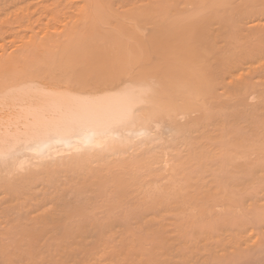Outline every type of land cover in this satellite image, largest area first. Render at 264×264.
I'll return each mask as SVG.
<instances>
[{"label":"rangeland","instance_id":"374dc122","mask_svg":"<svg viewBox=\"0 0 264 264\" xmlns=\"http://www.w3.org/2000/svg\"><path fill=\"white\" fill-rule=\"evenodd\" d=\"M85 0H0V59H3V57L5 58L6 56H11V54H17V52L18 53H20V50H24V49H26L27 47H29L30 45L29 44H31V43H33V44H35L36 43V45L37 44H39V43H41V42H47V40L49 39L50 41L51 40H53V38H54V40L55 39H61V38H63L62 37V35H65V33L68 31H70V30H66V29H68V27L70 26V28L71 27H76V30H77V28H80L81 30H88L89 29V27L92 29L91 31H93V29H94V31L96 30V33L95 32H93V34H91V36L93 35V38H91L90 36H88V35H84V36H86L85 38H86V41H84V42H82V43H79V46H80V44H81V47L80 48H77V50L75 51V53L73 54V56L72 57H70L69 59H67V62H66V64H64L65 66H63L60 62H59V64L60 65H62L63 66V68L61 67H56V66H53V67H55L54 69H52L51 70V72H52V74L51 73H48V72H46L45 71V73L43 74V75H41V76H43V77H48V76H52V77H54L55 78V76L56 75H58L59 73L58 72H60L61 71V73H63V72H65V73H63V74H59L60 76H61V78H63L62 77V75H64L65 74V78L66 79H71V83H76L79 79H80V81H82L83 83H85L84 84V86H89V85H91V86H93V84H95V85H98L97 83L98 82H100V81H102V79H107V78H109V80H107V81H112V80H115L117 77H118V74H119V77H120V73H122V74H124L123 76H126V79H128V81H132V79H130V78H132L133 76H137V78H138V82H136V83H139V82H142L141 83V85L143 86V82H145L144 80H141L140 78H141V76H144V77H146L147 79H146V84L149 82H151L152 81V83L153 82H155V81H157L156 83H158V80H156V78H160L159 77V75H158V73H155V71H154V69L153 70H150V68L148 69V70H146L147 68H145V70L144 71H146V72H136V71H134V70H130V71H128L129 69H130V67H129V65L130 64H132L133 62H131V63H129L130 61H133L134 60V63L136 62V61H141V63H149L148 64V67H150L151 66V64L154 62V63H157L158 61H157V59H156V56H154L153 57V54H154V52H155V50H152L153 49V47H151V44H152V41L153 40H150L151 41V43H150V41H149V38L151 37L152 38V36H153V38L155 37V36H157L158 34H157V32L158 31H160V30H158V31H153L152 32V28L154 27V26H156V28H157V25L156 24H158V27L159 26H164V25H166V24H168V23H170V22H174L173 20H176L177 21V17H179V19H178V21L180 20L181 21V19H183L182 17H184L185 15H186V13L188 14V12H189V9L190 8H192L194 5L192 4V2L193 3H197L198 5H195L194 7L196 8L197 6H202V5H204L205 4V2H207V0H205V2H202V1H204V0H171V1H169V0H165V2H164V0L162 1V0H98V2H97V0H89L90 1V3L88 2V0L87 1H85ZM92 1V2H91ZM94 1V2H93ZM102 1V3H100ZM173 1H176L175 3L173 2ZM192 1V2H191ZM195 1V2H194ZM241 1H243L242 3H241ZM229 0V2H231V3H228V6H226L228 9H232V7L235 9L236 8V6H237V8H238V11H239V9L241 10H243V11H245L247 14H248V11H249V13L251 14H254V16L253 17H258V15L260 16L259 18H262L261 17V15L264 17V15H263V13H262V11L264 12V0ZM246 1V2H245ZM256 1V2H255ZM258 1H260V2H258ZM91 5V6H89L88 5V3ZM191 2V3H190ZM200 2V3H199ZM263 2V3H262ZM87 3V4H86ZM97 3V4H96ZM107 3H108V6H107ZM161 3V4H160ZM166 3H168V5H169V8H167L166 9V7H168V5L166 4ZM182 3V4H181ZM241 3V4H240ZM243 3H244V5H243ZM248 3V4H247ZM258 3V4H257ZM260 3V4H259ZM83 4H85L84 6H83ZM95 4V5H94ZM100 4V5H99ZM103 4V5H102ZM164 4H166L167 6L165 7V5ZM191 4V5H190ZM200 4V5H199ZM230 4H234L233 6L232 5H230ZM255 4V5H254ZM257 4V5H256ZM89 7H88V6ZM160 7H159V6ZM165 7V9H164V7ZM173 5V6H172ZM176 5V6H175ZM179 5V6H178ZM193 5V6H192ZM226 5H227V2H226ZM241 5V6H240ZM246 5V6H245ZM248 5H249V7H248ZM86 6V7H85ZM99 6V7H98ZM100 6L102 7V8H100ZM103 6H106V7H104V9H103ZM175 6V8H173ZM189 6V7H188ZM205 6H206V4H205ZM232 6V7H231ZM84 7V8H83ZM93 7V8H92ZM153 7H154V9H153ZM156 7H159V8H161V10L160 9H156ZM162 7H163V9H162ZM171 7V8H170ZM179 7H180V9H179ZM186 7H188V8H186ZM242 7H244V9L242 8ZM247 7V8H246ZM98 8H100L99 10H98ZM120 10H119V9ZM237 8L235 9L236 11H237ZM84 9H85V11H86V9H87V11L85 12L84 11ZM107 9V10H106ZM115 9V10H114ZM151 9V10H150ZM156 9V10H155ZM172 9V10H171ZM81 10H82V12H81ZM97 10V11H96ZM101 10V11H100ZM102 10H103V12H102ZM105 10V11H104ZM165 10H168L167 12H165ZM176 10V11H175ZM234 10V11H235ZM251 10V11H250ZM254 10V11H253ZM90 11V12H89ZM117 11V12H116ZM125 11V12H124ZM134 11V12H133ZM174 11V12H173ZM188 11V12H187ZM237 11V12H238ZM242 11V13L244 14V12ZM83 12H85L86 14H87V16L85 15V13H83ZM91 12L93 13L92 15H91ZM108 14H106V13ZM115 12V13H114ZM133 12V13H132ZM143 12V13H142ZM182 12V13H181ZM185 12V13H184ZM257 12H258V15H257ZM259 12L260 13H262L261 15L259 14ZM115 14V16H117V18L115 17V16H113V14ZM117 13H119V15L117 14ZM140 13V14H139ZM165 13V14H164ZM173 13V14H172ZM181 13V14H180ZM241 13V12H240ZM99 14H101V15H99ZM103 14V15H102ZM145 15V17H144V15ZM160 14V15H159ZM242 14V16L243 17H245L244 15ZM83 15H85L86 16V18H80V17H83ZM89 15H91V16H89ZM94 15V16H93ZM138 15V16H137ZM146 15L147 16H149V17H146ZM184 15V16H183ZM227 15V14H226ZM226 15H223L224 17H222V19H224V18H227L228 16H226ZM123 16H125V18L123 17ZM127 16H128V18H130V17H132L131 19H133V21L131 20V19H127ZM153 16V17H152ZM160 16V17H159ZM242 16H240V14H238L237 13V15L235 16V18H237V20H241L240 18H242ZM89 17L91 18V19H89ZM92 17L94 18V19H92ZM104 17V18H103ZM114 17V18H113ZM159 17V18H158ZM175 17V18H174ZM212 17V16H211ZM216 17H218V16H216ZM215 17V15H213V17L212 18H209V19H211L212 20V22H213V24H212V26L214 25V27L216 28V30H217V28L219 27V26H217V24L219 25V23L220 22H218L217 24H215L216 22H214L215 21V19H213V18H216ZM220 18H221V16H219ZM218 17V18H219ZM233 17L234 16H232L231 18L233 19ZM98 18H100V19H98ZM119 18V19H118ZM124 18V19H123ZM138 18H140V19H138ZM144 18V19H143ZM147 18V19H146ZM153 18V19H152ZM169 18H172V19H169ZM218 18H216V19H218ZM79 19V21H77ZM82 19H83V21H82ZM87 19H89V21H87ZM116 19V20H115ZM142 19V21H140ZM148 19H150L149 21H148ZM168 19H169V21H168ZM264 19V18H263ZM76 20V21H75ZM104 20V21H103ZM117 20H120L121 22L119 23V21H117ZM126 20L128 21V23L126 22ZM138 22H137V21ZM146 20V21H145ZM154 20V21H153ZM155 20H156V22H158L159 20V22L158 23H156L155 22ZM158 20V21H157ZM161 20H162V22H161ZM211 20H209L210 21V24L212 23L211 22ZM231 19H229V22H232L233 21V23H235L234 22V19L233 20H231ZM236 20V21H237ZM242 20H243V18H242ZM241 20V21H242ZM75 21V22H74ZM86 21H87V23H86ZM97 21V22H96ZM126 22V23H124V24H127V25H129V22L131 21V23L133 22V24H134V26L136 27V26H139V29H141V31H140V33L138 32V31H136V32H138V34L140 35V36H138V34L137 33H135V31H133L132 33L129 31L128 33L126 32L125 33V29H127V25H124L123 24V22ZM146 22V24H145V22ZM167 21V22H166ZM175 21V22H176ZM178 21H177V23H178ZM179 21V22H180ZM208 21V22H209ZM245 21V20H244ZM77 22H79L80 24H78ZM81 22H83V23H81ZM88 22L90 23V24H88ZM100 22V23H99ZM116 22V23H115ZM141 22V23H140ZM153 22H155V24L152 23ZM163 22H164V24H163ZM166 22V23H165ZM260 22H262V24H264V20L263 21H260ZM105 23V24H104ZM110 23V24H109ZM143 23H144V25L145 26H143ZM150 23V24H149ZM233 23L231 24V25H233ZM78 24V25H77ZM86 24V25H85ZM93 24V25H92ZM102 24V25H101ZM107 24V25H106ZM113 24V25H112ZM120 24V25H119ZM121 24H123L124 26V29L123 28H120L119 30H117L116 31V29H118V26H122ZM137 24V25H136ZM141 24V25H140ZM149 24V25H148ZM237 24H238V22H237ZM241 24H242V22H241ZM74 25V26H73ZM76 25V26H75ZM104 25H105V27H104ZM116 26V28H115V26ZM131 25V24H130ZM217 27H216V26ZM84 28H83V27ZM89 26V27H88ZM92 26H93V28H92ZM112 26V27H111ZM208 27H209V29H211V25L209 26V23H208V25H207ZM246 26V25H245ZM85 27H87V28H85ZM113 27H114V29H113ZM126 27V28H125ZM129 27V26H128ZM141 27V28H140ZM144 27V28H143ZM151 27V28H150ZM207 27V28H208ZM236 27H237V25H236ZM69 28V29H70ZM83 28V29H82ZM138 28V27H137ZM150 28V29H149ZM155 28V27H154ZM215 28H212V29H215ZM245 28V27H244ZM243 28V26H241V27H238V29H244ZM109 29V30H108ZM112 29V30H111ZM138 29V30H139ZM208 29V31H209V35H210V37H211V32L210 31H212V33H214L213 31H215V30H209ZM234 29H236L235 28V26H234ZM66 30V31H65ZM100 30V31H99ZM104 30H106V31H104ZM120 30H123V32L122 31H120ZM125 30V31H124ZM241 30V31H242ZM246 30V29H245ZM245 30H243V31H245ZM250 29H248V31H249ZM63 31H65V33L63 32ZM80 31V30H79ZM102 31V32H101ZM111 31V32H110ZM117 33H116V32ZM205 31V30H204ZM248 31L246 30L245 32H246V34H250V33H252V30H251V32L250 33H248ZM255 31V30H254ZM78 32V31H77ZM83 32V31H82ZM87 32V31H86ZM85 32V33H86ZM105 32V33H104ZM118 32H120V33H118ZM143 32V33H142ZM150 32V33H149ZM156 32V33H155ZM245 32H243V34L245 33ZM257 32V31H256ZM256 32H254L255 34H256V36L259 34V35H261L264 31H262L261 33H260V31H259V33L257 34ZM62 33H64V34H62ZM89 33H90V31H89ZM89 33H87V34H89ZM92 33V32H91ZM124 33L126 34L125 36H124ZM147 33V34H146ZM154 33V34H153ZM159 33V32H158ZM205 33H207V31L205 32ZM217 33V32H216ZM216 33H214V34H216ZM254 33H252V34H254ZM84 34V33H83ZM102 34V35H101ZM108 34V35H107ZM120 35V37L118 36V35ZM132 34V35H131ZM133 34L135 35V36H138V38L140 39V41L142 40L143 41V45H142V41L140 42V43H138V42H135V40L137 39V37H135V38H133L134 36H133ZM204 34V32L202 33V35ZM242 34V33H241ZM82 35V34H81ZM128 35V36H127ZM129 35H130V37H129ZM142 35V36H141ZM213 35V34H212ZM258 35V36H259ZM67 36V35H66ZM65 36V37H66ZM107 36V37H106ZM145 36V37H144ZM203 36H205V35H203ZM207 37H208V33H207V35H206ZM215 36L216 35H213L212 37H213V40H214V38H215ZM222 36H223V34H222ZM245 36V35H244ZM249 37L251 36V35H248ZM253 36V35H252ZM251 36V37H252ZM78 37H79V35H78ZM119 37V38H118ZM127 37V38H126ZM128 37H129V40H131V38H132V40H131V43H129L127 46H125L126 45V43H127V41H129L128 40ZM142 37V38H141ZM210 37H208L209 38V41L211 42V38ZM217 37H219V40H218V38ZM216 38H217V40H218V43L217 44H222V47L223 48H225L224 46H226V48L228 49H221V48H219V50H222V51H220L221 53L223 52L224 53V51H225V54H229V50H231L232 48H233V50H234V47H233V45L231 46V48L229 47L230 46V44L228 43V42H226V41H224L223 39L221 40V36L219 35V36H217ZM224 37V36H223ZM250 37V41H252V40H254V38H255V35H254V38L252 37L251 38ZM96 38H97V40H96ZM122 38H123V40H122ZM146 38H147V40H146ZM216 38H215V42L217 41L216 40ZM263 38V37H262ZM262 38H259V40H262ZM78 39V38H77ZM63 40H64V38H63ZM79 40H80V38H79ZM82 40H84V38L82 37ZM106 40V41H105ZM145 40V41H144ZM220 40H221V42H220ZM62 41V40H61ZM61 41H59V42H61ZM100 41V42H99ZM103 41H105V42H103ZM112 41H114V42H112ZM123 41V42H122ZM133 41V42H132ZM155 41V40H154ZM223 41L227 44H223ZM243 41V40H242ZM242 41H240V42H238L241 46H238L240 49L239 50H242V52L241 51H239V52H241V54L240 53H238L239 54V57L241 56V58L240 59H242V60H240V62L241 61H244V67H243V69L241 70L240 69V71H238V72H235L236 74H233V75H236L237 76V79L238 80H240V81H238L237 79H235L234 80V78H236V76H234V78L232 79L233 80V82H235L236 80L238 81V86L240 85L241 86V84H242V82L244 81V83H243V85L242 86H246L247 84V82H248V85L246 86L247 87V93H246V91H244V93H243V88L245 87H243V88H241V89H237V90H240V92L239 93H241V94H239V93H237L235 90H236V88H235V85L237 86V84H235V83H230V82H232V80L229 78H225L224 77V79L223 80H221V78H223V77H221L220 78V80H219V78L218 77H215L214 75V77L213 76H211L212 75V71L210 70V71H208V72H206L207 74L206 75H208V76H210V77H213V80H216V81H219L220 82V85H222V87L219 85V86H216V90L218 89V88H220L221 87V89H218V91L216 92L215 90V95H216V97L218 98H215L214 96V93L212 92V94H213V98H210L211 96H209V99L207 98H205V97H203V98H205V100L206 101H204V99L202 100V98H201V100L200 101H202V102H199L198 101V99H197V102H198V104L197 103H194V102H192V100L194 101L195 100V98L193 99L192 97H190L191 99H189V100H187V99H185V98H183V96L181 95V93H183L184 91H183V89L184 88H186V85L184 86L183 85V83L176 77V79H178L181 83H180V87H181V85H183V87L182 88H180V87H178L177 89L181 92H179L180 93V95L182 96V98H183V100H182V98H181V96H179L180 97V99H179V97H177L176 96V98H178L180 101H178L179 103H181V102H183L184 100V102H186V100H187V103H192V105H193V103H194V105L193 106H195L196 104L197 105H199V103H200V105H201V107H200V105H199V107H197V108H200L199 110L196 108H193V106L191 105V104H187L188 106H190V108L189 109H187L188 108V106L186 107V104H185V106L181 103V104H179L177 101L174 103V106H173V102H172V105H170V106H172V107H174L175 108V105H177V103H178V105L180 106H182L183 107V109H184V107H185V110L187 109V110H190V109H192L191 110V112L194 110V111H196V112H186L185 110V112L188 114V115H186V113L184 112V114H185V116H182V115H184V114H176V113H178V110L180 109V108H178V107H176V108H178V110L175 108H173V110L171 109L172 107H169V110H170V112L171 111H176L177 110V112L176 113H174V115H170V113L168 112V116H169V118H168V116H167V118H165L166 119V121H165V119H163V121H164V124H165V127H166V125H169L170 126V124L172 123V122H174V123H172L171 124V127L172 128H176V126L175 127H173V124L174 125H177V123L179 124V122L182 124V123H184V122H188V124L189 125H192V126H189L188 124V127H189V129H188V127H185L186 129H188V131L190 132V133H188V131L186 130H183V132L185 131L186 133L185 134H180L178 131L181 129V131H182V128L184 127L183 126V124H182V127H181V124H179L180 125V129H179V125H177V127H178V131H176V132H178L177 134H178V136H180V137H182V138H184L185 137V135L186 134H188L184 139H182V140H180L179 138V140H176L175 139V136H177V134H172L173 132L171 131V133H168L169 132V129H168V136L166 135L167 133H165L166 132V130H165V132L163 133H161V131H164V129H160L159 131L157 130V132H158V134H157V132L155 131V129L153 128V130H152V133L154 132V134H155V132H156V134L155 135H158L159 136V138L161 137V138H163V135H164V139H165V142L164 143H166L165 145L167 146V147H169V149L166 151V152H171L169 155L170 156H167V157H164L163 156V154L166 156V155H168L167 153L165 154L164 152H165V150L167 149V147L165 148V150H161V148L160 147H163L164 148V146H161V144H159L162 140L160 139V142L158 143V146L160 145V147H159V150L157 151H155L154 150V153H163L162 154V160H161V155H160V153H159V155H156L155 154V156H157V160L159 161V159H160V163L159 162H157V163H155V164H153L152 162L154 161V160H152L151 158H149L150 156H152V155H154V153H151V152H149V157H148V155H147V151L145 152L144 151V149L145 148H148L149 146L151 147V145H147L148 147H145V148H143V149H140V150H143L144 152H142V151H140L138 148H141V146L139 147V145H142V144H137L138 145V148H136V150L134 149V151H137V152H131L130 154H128V155H131L130 157H132L131 159H138V157L140 156L141 158L143 157V158H147V160L148 159H151V161L152 162H150V164L148 163V166H146L147 168L146 169H139V170H141L140 172L138 171V173L139 174H136L137 172H135L136 170H135V167H137V165L138 164H144V161H142L143 163H139L138 161H140L139 159H138V163L136 162L135 164L131 161V159H130V157L128 158V156H123L124 158H122L121 156H122V154H120L119 155V158H120V160H121V162L123 161L124 163L126 162H128L127 164H125L126 166H128V164H131V165H129L130 166V168L135 172V174L132 172V174H134V175H132V174H130L127 178H125V176H126V174L128 175L129 174V172L131 173V171H129V166H128V169H127V167H124L125 165H123V167L124 168H126L125 170H128L126 173L124 172V175L122 176V175H120V177H119V174H122L123 173V171H124V169L123 168H121L122 166H119L123 171H120V169H116V168H118L117 166L119 165V163L118 164H116V162L117 161H119L120 162V160H119V158H114V159H112V160H114V161H112L111 159H108V161L109 160H111L110 161V163L109 162H107V164H106V162L104 163V162H102V163H104L105 165H107L106 166V168H105V166L103 165L102 167H103V169L101 168V167H98V166H100L99 164H93L92 162H90V160H83V161H81L80 159H79V161L78 160H75V161H78V162H80L81 161V164L83 165V163H84V165H85V162H87V164L85 165V170H86V172L88 173V171H87V167H88V169L90 168V169H94L93 168V166L94 167H97L96 168V170L98 169H101V170H106V171H108V168L110 167L109 165L111 164V167H112V165H113V163L114 164H116V165H113L114 167H116L115 169H116V171H114L112 168H110V170L112 169L113 171L112 172H117V170H119V172L120 173H118V176H116L114 173H110V174H107V173H105V171H104V173L106 174H104L103 173V175H102V172L99 170V174L97 175V173L95 174V172H97V171H95V170H93V172H94V174L93 175H95L94 177L92 176V178L91 177H89L90 175H91V173H90V175H88V174H86V172L84 173V174H86V175H88V178H87V176L85 177H83V176H81L82 175V173H83V171L81 170L83 167H82V165H81V168H80V166H79V164H78V167H76L77 169H75V170H77L76 171V173H75V170H73L74 168H75V166H73L72 167V163L71 164H69L68 165V163L70 162V160H69V162H67V164H66V162H65V164H62V166H59V164L61 165V163H62V160H60L61 161V163H59V161L58 162H56L55 161V163H56V168L54 167V165L55 164H53L54 162L52 161V164L53 165H50L51 167H53V168H55V175H53L54 173H52V171H51V173L49 172L51 169H49V163H48V169L49 170H45L44 169V173L43 172H41V170L43 171V169H41L40 168V166L42 165V164H40V163H42V162H34L33 164H32V167L31 166H29V167H27L26 169H28V168H33V169H36V168H34L35 167V165L34 164H36L37 166H39V169H41V170H39V172H41V173H35V171H34V173H33V175H32V169L30 168V169H28V171H27V173L28 172H31L30 173V175L29 174H26L25 176H26V178L23 176L24 174H23V172L26 170V169H23L24 171L22 172V169H17L18 170V173H15V178H14V176H11V175H9V173L10 172H8V173H5V170H6V168H7V171H8V165H10L11 163H9L7 166H3L5 169H3L1 172H0V174H2L3 176H7V178H14V180L16 181H14L15 183H17L18 181H20L21 183H19V184H23L22 186H23V189H22V187L20 188V186L21 185H19L18 186V184L16 185L14 182V184H15V186H18V187H14L13 186V183H12V181H11V184H10V179H9V182L8 181H6V180H8L6 177H5V179H4V177L2 176L0 179H2L3 178V180H5L4 182H2L1 180V183H0V264H7L8 262V264H136V263H138V264H157V262H159V264H264V167H262L261 168V166H262V164H264L263 162V160L260 158L261 156H259V159H261L262 161H260L259 163H261V166H260V164H259V167L260 168H258L257 167V165H256V163H257V161H259V159L257 160V159H255V158H257V157H255L254 158V156L256 155V154H259L260 152H251V150L252 151H258V149H260L261 150V148H258L257 149V146H258V143H264V98L262 99V97H264L263 95V92H264V72H261L262 70V65H261V67L259 68L258 67V65L257 64H255V65H253L254 66V68L256 69L257 68V70H255V69H249V68H247V67H249L250 65L249 64H251V63H249L250 61H251V59L250 60H246L245 58H242V55H243V57H244V54L250 49V47H248V46H251L252 45V43L251 44H249L248 45V43L246 44V43H243V45H242ZM246 41V40H245ZM263 41V40H262ZM94 42H95V44H94ZM97 42V43H96ZM108 42V43H107ZM115 42L117 43L116 45H115ZM122 42V43H121ZM124 42H126V43H124ZM130 42V41H129ZM150 44H149V43ZM208 42V41H207ZM206 43L208 46L207 47H209L210 49H211V46H209L211 43ZM253 42V41H252ZM56 43H58L57 41H56ZM133 43H135V47H134V45H133ZM144 43H145V46L146 45H148V46H144ZM155 43V42H154ZM33 44H31V45H33ZM59 44V46L61 45L60 43H58ZM97 44H99V45H97ZM103 44V45H102ZM109 44V45H108ZM121 44H122V46H121ZM197 44H199L200 45V47H201V43L199 42V43H197ZM212 44H214L213 42H212ZM216 44V43H215ZM220 44V45H221ZM246 45V47H247V51H246V47H245V45ZM92 45V46H91ZM106 45V46H105ZM110 45H111V47H112V49H113V45H115L114 46V48L115 49H110ZM118 45V46H117ZM132 45V46H131ZM139 45V46H138ZM141 45V46H140ZM203 45H205V44H202V46ZM229 45V46H228ZM234 45H236V48H237V45L238 44H235L234 43ZM248 45V46H247ZM253 45H255L254 44V42H253ZM256 45H259L260 47H263L264 45H260V43L258 44L257 42H256ZM34 46V45H33ZM59 46H58V50H59ZM131 46V47H130ZM143 46V47H142ZM213 46V45H212ZM217 45H215V47H216ZM244 46V53H243V47ZM31 47V46H30ZM61 47V46H60ZM87 47V48H86ZM100 47V48H99ZM106 47V48H105ZM120 49H119V48ZM122 47H125L124 49L122 48ZM137 47H141L142 49H138ZM145 47V48H144ZM147 47H149L150 48V50L148 49V51L146 50V48ZM207 47H206V45H205V48L207 49ZM221 47V46H220ZM252 47V46H251ZM258 47V46H257ZM257 47H256V49H257ZM89 48V49H88ZM93 48V49H92ZM102 48H103V50H102ZM106 49V51L104 52V50ZM107 48H109L110 49V51H111V53L112 54H110V51H108V53H106L107 52V50H109V49H107ZM118 48V49H117ZM136 48V49H135ZM144 48V49H143ZM204 48V47H203ZM209 48H208V50H209ZM217 48V47H216ZM249 48V49H248ZM253 48H254V46H253ZM61 49V48H60ZM123 49V50H122ZM128 49V51L127 52H129L128 54H127V52H126V50ZM130 49V50H129ZM132 49V50H131ZM138 49V50H137ZM201 49V48H200ZM213 49V48H212ZM252 49V48H251ZM259 49V48H258ZM262 49V48H261ZM82 50H84L86 53H84V51H82ZM114 50H117V52L115 51V52H113ZM120 50V51H119ZM137 50V51H136ZM214 50V49H213ZM216 50H218V48L216 49ZM232 50V51H233ZM237 50V49H236ZM253 50V49H252ZM254 50H255V48H254ZM253 50V51H254ZM60 51V50H59ZM91 51H92V53H94L93 54V56H92V53H91ZM94 51V52H93ZM103 51V52H102ZM135 51V52H134ZM140 51H141V53H140ZM143 51V52H142ZM145 51V52H144ZM147 51V52H146ZM154 51V52H153ZM258 51V50H257ZM256 51V52H257ZM263 51H264V48H263ZM77 52V53H76ZM79 52V53H78ZM83 52V53H82ZM126 53V55H127V57L129 58V56L132 54V57H136L135 59H136V61H135V59L133 58V59H126L127 57L123 54V53ZM137 52V53H136ZM153 52V53H152ZM157 52H159V50L157 51ZM157 52H156V54H157ZM203 52V51H202ZM206 52V51H205ZM212 52H214V51H212ZM212 52H210V53H212ZM219 51H217V52H214L215 54L216 53H218ZM220 52L218 53V54H216V55H218V56H216L214 53H212V54H214V56H216L217 57V59H215V60H217L218 61V58L220 59V61H218V62H221V60L223 61V63L225 64V63H227L226 62V60L224 61V59L227 57V55H226V57L225 58H222V57H224L225 55L224 54H222L221 55V58L219 57V54H220ZM89 53H90V55H89ZM101 53H102V55H101ZM105 53L107 54V55H105ZM115 53H117V55L115 54ZM133 53H134V55H133ZM144 53V54H143ZM237 53V52H236ZM255 53V52H254ZM259 52H257V53H255V54H253L252 55V57L253 58H258V57H260V56H256L257 54H258ZM96 54H98V56H96ZM109 54H110V56L111 55H113V57L115 58H113V57H111L110 59H107L106 57H108L109 56ZM121 54V55H120ZM123 54V55H122ZM136 54V55H135ZM137 54H139L138 56H137ZM145 54H147V55H145ZM149 54V55H148ZM159 54V53H158ZM157 54V55H158ZM231 55H230V57L232 56L233 57V55H232V53H230ZM235 54V53H234ZM249 54V53H248ZM252 54V53H251ZM262 55V54H264V52L263 53H259L258 55ZM86 55V56H85ZM95 55V56H94ZM99 55H101L102 57H103V55H104V57H103V59L105 60V59H107V62H105L104 60L102 61V57L100 56L99 57ZM115 55H116V57H115ZM118 55H120V56H118ZM129 55V56H128ZM140 55H142L141 57H140ZM155 55V54H154ZM204 55H207V54H204ZM224 55V56H223ZM246 55H247V53H246ZM245 55V56H246ZM14 56V55H13ZM89 56L90 57H93V58H90V59H88L89 58ZM109 56V57H110ZM124 58H122V57ZM147 56H149L150 57V59L147 57ZM229 56V55H228ZM237 56V55H236ZM236 56L234 55V57L233 58H236ZM248 56V55H247ZM83 57V58H82ZM85 57L87 58V59H85ZM108 57V58H109ZM121 57V58H120ZM140 57V58H139ZM146 57V58H145ZM205 57V56H204ZM229 57V58H230ZM249 57H250V55H249ZM263 57V60H264V55H262L259 59H261ZM72 58V59H71ZM77 58V59H76ZM96 60H95V59ZM120 58V59H119ZM148 58V59H147ZM156 60L157 62H155L154 60ZM206 58H209V59H203L204 60V62H206L207 63V61L208 60H210L211 61V58H213V57H208V55L206 56ZM238 58V57H237ZM237 58H236V60H237ZM246 58H248V57H246ZM253 58H252V60H253ZM256 58V59H257ZM43 59V58H42ZM45 59V58H44ZM83 59V60H82ZM98 59V60H97ZM124 61H123V60ZM138 59V60H137ZM256 59H254L253 61H255ZM49 60V59H48ZM87 60V61H86ZM91 60H92V62H91ZM95 60V61H94ZM111 60H114V62H115V60H117V62H115V63H110L111 62ZM118 60H120V61H118ZM207 60V61H206ZM51 61V59L49 60V62ZM63 61V60H62ZM71 62V64L69 63V62ZM98 61V62H97ZM102 63H101V62ZM122 61V62H121ZM143 61V62H142ZM148 61H150V62H148ZM217 61H214V59H213V61H211V63L210 64H212V62H213V67H216V66H220L221 64H222V62L219 64V63H217ZM44 62V61H43ZM49 62H48V65H49ZM84 62V63H83ZM95 62V63H94ZM99 64V62H100V65L101 66H103V65H105L106 63L110 66H108V65H106V69H105V66L102 68L101 66V68H98L99 67V65L97 64V63ZM118 62H120V64L118 63ZM124 62V63H123ZM47 63V62H46ZM69 63V64H68ZM75 63H77V64H75ZM82 63V64H81ZM90 63V64H89ZM92 63V64H91ZM116 63H117V67H115L116 66ZM133 63V64H134ZM215 63H216V65H215ZM228 63H232L231 62V60H228ZM238 63H239V60H238ZM242 63V62H241ZM249 63V64H248ZM30 64H32V62L30 63ZM44 64V63H43ZM52 64V63H51ZM50 64V65H51ZM58 64V63H57ZM56 64V65H57ZM115 64V65H114ZM123 64H124V66H123ZM219 64V65H218ZM67 65H69V67L67 66ZM96 65V66H95ZM118 65H122L121 67L120 66H118ZM150 65V66H149ZM154 65V64H153ZM208 65V64H207ZM228 65L229 64H227V66H225V65H223V66H225V68L224 69H226V67H228ZM231 65V64H230ZM246 65H249V66H246ZM29 66V65H28ZM76 66V67H75ZM98 66V67H97ZM210 66V65H209ZM222 66V65H221ZM50 67V66H49ZM49 67H48V70H49ZM75 67V68H74ZM88 67V68H87ZM92 67V68H91ZM95 67V68H94ZM98 68V71H100V72H97V68ZM108 67V68H107ZM114 67V68H113ZM251 67V66H250ZM27 68H29V69H33V68H31V65L29 66V67H27ZM123 70H122V69ZM124 68H127V69H125V73H123V71H124ZM129 68V69H128ZM258 68H259V70H261V71H258ZM59 69H60V71H59ZM64 71H63V70ZM65 69H66V71H65ZM70 69V70H69ZM74 69V70H73ZM87 69V70H86ZM91 69H94V71H91ZM113 70V71H111V70ZM115 69L117 70V71H119V72H117V74L116 73H114L113 74V72L115 71ZM132 69V68H131ZM144 69V68H143ZM246 69V70H245ZM85 70H86V73H85ZM102 70V71H101ZM105 70V71H104ZM106 70H109V72L107 73L106 72ZM121 70V71H120ZM149 70H150V72L151 71H154V73L156 74V78H154L153 76H152V78L151 77H148V76H151V74L153 73V72H151V74L150 75H147V74H149L150 72H149ZM226 70H228V68L226 69ZM249 70H252L253 72L255 71H257L258 73H253V74H255V75H253V76H255V78H253V79H251V78H249L250 80H248V79H244V80H242V78H244V76L245 75H248L249 74V72H250V74L252 73L251 71H249ZM30 72H32L31 70H29ZM57 71V72H56ZM63 71V72H62ZM87 71H90V72H87ZM111 71V72H110ZM133 71L134 72H136V73H133ZM142 71V70H141ZM235 71H237V70H235ZM242 71H244V73H246L245 75H243L244 73H242L241 75H243L242 77L240 76L239 77V75H238V73L239 72H242ZM264 71V70H263ZM53 72H55V73H53ZM76 72V73H75ZM102 72V74H100ZM116 72V71H115ZM130 72H132V74L130 73ZM157 72V71H156ZM228 72V71H227ZM259 72H261V74H263V75H260V73ZM69 73V74H68ZM72 73V74H71ZM78 73V74H77ZM88 73V74H87ZM92 73V74H91ZM109 73H111L110 75L111 76H108V74ZM130 75H129V74ZM140 73H142V74H140ZM153 73V74H154ZM163 73V72H162ZM230 73V72H229ZM46 74H48V76L46 75ZM50 74V75H49ZM76 74V75H75ZM80 74H82V76L80 75ZM98 74H100L99 76H96V75H98ZM113 74V75H112ZM152 74V75H153ZM159 74L161 75V73H160V71H159ZM240 74V73H239ZM46 75V76H45ZM72 75H73V77H72ZM79 75V76H78ZM116 75V76H115ZM131 75H133V76H131ZM139 75H141L140 76V78H139ZM146 75V76H145ZM224 75H227V74H224ZM252 75V74H251ZM259 77H258V76ZM60 76H57V78L58 77H60ZM77 76V77H76ZM85 76V77H84ZM87 76V77H86ZM89 76V77H88ZM92 76V77H91ZM94 76V77H93ZM100 76H102V77H100ZM106 76H108V77H106ZM128 76L130 77V78H128ZM163 76V75H162ZM170 76V75H169ZM207 76V77H208ZM228 76V75H227ZM249 76V75H248ZM248 76L246 77V78H248ZM261 76V77H260ZM52 77H50V78H52ZM172 77V76H171ZM250 77V76H249ZM263 77V78H262ZM82 78V79H81ZM88 78V79H87ZM135 78V77H134ZM143 78V77H142ZM214 78H218V79H214ZM105 79V80H106ZM144 79V78H143ZM163 79V78H162ZM165 79V78H164ZM227 79V80H226ZM262 79V80H261ZM74 80V81H73ZM135 80H136V78H135ZM141 80V81H140ZM149 80H151V81H149ZM154 80V81H153ZM169 79L167 78V80L166 81H168ZM228 80H229V83H228ZM231 80V81H230ZM90 81L92 82V83H90ZM104 81V80H103ZM165 81V80H164ZM170 81H171V79H170ZM176 81V80H175ZM175 81H173L172 83H174ZM215 81V82H216ZM222 81V82H221ZM242 81V82H241ZM247 81V82H246ZM253 81V82H252ZM89 82V83H88ZM105 82V81H104ZM162 82V81H161ZM184 82V81H183ZM102 83V82H101ZM131 84V82H128V84ZM170 83V82H169ZM168 82H167V84H169ZM178 83V82H177ZM226 83V84H225ZM252 83H256V84H252ZM100 84V83H99ZM145 84V83H144ZM162 84H164V83H162ZM166 84V83H165ZM216 84H217V82H216ZM262 84V85H261ZM94 85V86H95ZM151 85V87H152V85L153 84H150ZM154 85H156L155 83H154ZM159 85H161V84H159ZM174 85V84H173ZM171 86V88L172 87H175V85H179V83L178 84H176V82H175V85L174 86ZM192 85V84H191ZM223 85L224 86H226L227 85V88H232L233 89V87L235 88L233 91L234 92H232V90H230V89H227L226 87H225V89H224V87H223ZM233 86V87H231V86ZM252 85V86H251ZM259 85V86H258ZM144 86H147V85H144ZM157 86V85H156ZM167 86V85H166ZM189 86L190 85H188V87L186 88L187 89V91H190V90H192V88H191V86H190V88L191 89H189ZM215 86V85H214ZM228 86H230V87H228ZM239 86V87H240ZM263 86V87H262ZM147 87H149V88H151L150 86H149V84H148V86ZM159 87H161V88H165V85L163 86V85H161V86H159ZM159 87L157 88V89H159ZM192 87H193V85H192ZM248 87H250V88H248ZM253 87V88H252ZM259 87H260V90H259ZM153 88V87H152ZM155 88V89H156ZM161 88H160V90H161ZM166 88H168V87H166ZM253 90H252V89ZM156 89V90H157ZM176 89V87L174 88V90ZM176 89V90H177ZM189 89V90H188ZM195 89V88H194ZM193 89V91H196V90H194ZM251 89V90H250ZM149 90H151V89H149ZM165 90V89H164ZM173 90V89H172ZM173 90V91H174ZM175 90V91H176ZM182 90V91H181ZM185 90V89H184ZM228 90V91H227ZM246 90V89H245ZM250 90V91H249ZM159 91V90H158ZM162 91V90H161ZM161 91H159V93H161ZM186 91V90H185ZM192 91V92H193ZM249 91V92H248ZM254 91V92H253ZM149 91H147L146 93H148ZM153 91L151 90V92L150 93H152ZM192 92H188V95H191L192 94ZM230 92H232V94L230 93ZM251 92H253V94H251ZM257 94H256V93ZM157 94H158V92H156ZM155 93V94H156ZM164 93H166L165 91H163V93H161V96H163L162 98H164L165 96L163 95ZM178 93V94H179ZM187 93V92H186ZM189 93H191V94H189ZM230 93V94H229ZM239 94V95H237V94ZM247 95H246V94ZM172 94V93H171ZM176 94V93H175ZM174 94V95H175ZM185 94V93H184ZM183 94V95H184ZM196 95H197V93H195ZM194 93H193V95L196 97V95H195ZM211 94V93H210ZM217 94H219V95H221L222 96V98H220L221 96H217ZM223 94H224V96H223ZM243 94V95H242ZM170 94H168V93H166V96H169ZM193 95H191V96H193ZM199 95V94H198ZM226 95V96H225ZM236 95V96H235ZM241 95V96H240ZM159 96H160V94H159ZM159 96H157L158 98H159ZM160 96V97H161ZM170 96H172V95H170ZM186 96H187V94H186ZM201 96V95H200ZM199 96V97H200ZM204 96V95H203ZM248 96H250V98H248ZM149 97V96H148ZM157 97H155V99L157 98ZM185 97V96H184ZM189 97V96H188ZM199 97H196V98H199ZM154 98V97H153ZM167 99H168V97H166ZM165 98V99H166ZM171 98V97H170ZM173 98V97H172ZM214 98L216 99V100H214ZM246 98V99H245ZM150 99V98H149ZM151 99H152V97H151ZM150 99V100H151ZM178 99H176V100H178ZM220 99H223V100H220ZM242 99V100H241ZM159 100V101H158ZM156 99V101H158V102H156V101H154V105L156 104V103H159L160 102V100H161V102L163 103L161 106H167V103H168V101H166V103H165V101L163 100L162 101V99L160 98V99ZM169 100V99H168ZM172 99H170V101H171ZM209 100V101H208ZM214 100V101H213ZM221 102H220V101ZM226 102H225V101ZM175 101V100H174ZM223 101V102H222ZM240 101V102H239ZM260 101V102H259ZM153 102V101H152ZM156 102V103H155ZM195 102H196V100H195ZM209 102V103H208ZM211 102V103H210ZM218 102V103H217ZM164 103H165V105H164ZM213 103V104H212ZM149 104V103H148ZM147 104V105H148ZM153 104H149L150 106L151 105H153ZM169 104V103H168ZM171 104V103H170ZM205 104V105H204ZM208 104V105H207ZM211 104V105H210ZM219 104H221V105H219ZM238 104V105H237ZM158 105H160V104H158ZM196 105V106H197ZM242 105V107H240V106ZM244 105V106H243ZM160 106V107H161ZM165 106V107H166ZM180 106V107H181ZM203 106H207V107H203ZM221 106V107H220ZM246 106V107H245ZM149 107V106H148ZM148 107H147V109H146V107L145 108H142V110L144 111V110H146V111H149L150 110V108H149V110H148ZM157 106H155V108H156ZM182 107H181V110L180 111H182L183 109H182ZM192 107V108H191ZM210 107V108H209ZM219 109H218V108ZM259 107V108H258ZM152 108H154V107H152ZM159 108V107H158ZM203 108L205 109L204 110V112H202L203 111ZM207 108H209V110L207 109ZM217 108V109H216ZM236 110H235V109ZM238 108V109H237ZM242 108H244L243 110L244 111H242ZM255 108V109H254ZM157 109V108H156ZM160 109H162L163 110V112L164 111H166L167 109L166 108H160ZM158 110L159 112L161 111V110ZM166 109V110H165ZM250 109V110H249ZM141 110V115H142V113H144L143 111ZM156 110V111H157ZM169 110H167V111H169ZM213 110V111H212ZM233 110V111H232ZM235 110V111H234ZM254 110V111H253ZM257 110V112H255ZM263 110V111H262ZM145 111V113H147ZM153 111H154V109H153ZM157 111V114H159V112ZM207 111V112H206ZM209 111V112H208ZM259 111H261L260 113H259ZM150 112V111H149ZM201 112H202V115H203V117L201 116ZM222 112V113H221ZM226 112V113H225ZM234 112H236L235 114H234ZM241 113V114H239V113ZM247 112V113H246ZM251 112V113H250ZM254 112H255V115H254ZM144 113V116H145V119H146V114ZM152 113V112H151ZM150 113V114H151ZM160 113H162V111L160 112ZM167 112H165V114H166ZM195 113V114H194ZM199 113H200V115H199ZM213 113V114H212ZM218 113V114H217ZM221 113V114H220ZM253 113V114H252ZM257 113H259V115L260 116H258V114ZM157 114L155 113V115L157 116ZM171 114H172V112H171ZM210 114V115H209ZM226 114L228 115L227 116V118L225 117L226 116ZM248 114L250 115V116H248ZM257 114V115H256ZM147 115H148V117L149 118H147V119H149L148 121H150V123L153 121V118L155 119V117L156 116H152V114H151V117L149 116V113H147ZM159 115H162V114H159ZM167 115V114H166ZM166 115H164V116H166ZM178 115V116H177ZM196 117H195V116ZM205 115H206V118H205ZM208 115V116H207ZM251 115H254V117L253 116H251ZM174 116V117H173ZM191 116V117H190ZM194 116V117H193ZM211 116V117H210ZM256 116L258 117V118H256ZM142 117V116H141ZM185 117H187V118H185ZM209 117V118H208ZM212 117H213V119H212ZM244 117L245 118H247V122H246V124H245V122H244ZM252 117V118H251ZM152 119V121H151V119ZM161 118V117H160ZM172 118V119H171ZM174 118H175V120H174ZM184 118V119H183ZM217 118V119H216ZM229 118V119H228ZM241 118V119H240ZM146 119V120H147ZM161 119V120H162ZM167 119H169L170 121H171V123L169 124V120H167ZM187 119V120H186ZM189 119V120H188ZM199 119V120H198ZM248 119L250 120V122H251V124L253 125V127L256 125L257 127H254V128H251L252 126H250L251 124H250V122H248ZM252 119V120H251ZM256 119V120H255ZM257 119H259V121L257 120ZM156 120V122L157 123H159L158 121H157V119H155ZM155 120H154V123L152 122L151 124H156V122H155ZM173 120V121H172ZM185 120V121H184ZM197 120V121H196ZM202 122H201V121ZM227 120V121H226ZM191 121H193V123L191 122ZM194 121H196V122H194ZM204 121H206L205 123H204ZM208 121V122H207ZM210 121V122H209ZM218 121V122H217ZM220 121V122H219ZM240 121V122H239ZM243 121V122H242ZM246 121V120H245ZM254 121H255V123H254ZM175 122H177L176 124H175ZM186 122V123H187ZM197 122H199V123H197ZM218 124H217V123ZM229 122V123H228ZM144 123H146V122H144ZM149 123V122H148ZM195 123V124H194ZM197 123V124H196ZM208 123H209V125H208ZM212 123V124H211ZM234 123V124H233ZM160 124L162 125L163 123H162V121L160 122ZM163 124V125H164ZM200 124V125H199ZM221 124H222V128H221ZM224 124V125H223ZM248 124V125H247ZM149 125V124H148ZM184 125L185 126H187L185 123H184ZM194 125V126H193ZM197 125L199 126V127H197ZM202 125H204L203 127H202ZM205 125H206V127H205ZM238 125V126H237ZM263 125V126H262ZM149 126H151V125H149ZM153 126V125H152ZM168 126V127H169ZM195 126L197 127V128H195ZM210 126V127H209ZM215 126V127H214ZM219 126V127H218ZM224 126V127H223ZM234 126V127H233ZM155 128H156V125L154 126ZM158 127H160V125L158 126ZM192 127V128H191ZM194 127V128H193ZM209 127V128H208ZM218 127V128H217ZM227 127V128H226ZM237 129H236V128ZM239 127V128H238ZM241 127H243V128H241ZM250 127V128H249ZM162 128V127H161ZM191 128V129H190ZM232 128L233 129H235V132L232 130ZM158 129V128H157ZM171 129V128H170ZM184 129V128H183ZM194 129H195V131H194ZM205 129H207V130H205ZM212 129V130H211ZM242 129H247V131H243ZM175 130H177V129H175ZM196 130H197V133H196ZM215 130H216V132H215ZM225 130H227V131H225ZM230 130V131H229ZM242 130V131H241ZM249 130V131H248ZM252 130V131H251ZM192 131V132H191ZM210 131H213L212 133H210ZM241 133H240V132ZM160 132V133H159ZM182 132V133H183ZM194 132V133H193ZM208 133V136H206V134ZM225 132V133H224ZM245 132V133H244ZM248 132V133H247ZM151 133V134H152ZM215 135H214V134ZM252 133V134H251ZM212 134H213V136H212ZM233 134V135H232ZM237 134V135H236ZM239 134V135H238ZM169 135H173V140H174V142L171 140L172 139V137H171V139H170V136ZM190 135V136H189ZM200 135H202V136H200ZM205 135V138L203 137ZM217 135V136H216ZM223 135V136H222ZM228 137H227V136ZM230 135V136H229ZM152 136H153V134L151 135V138H152ZM193 136V137H192ZM195 136H197V139L195 138ZM226 136V137H225ZM235 136H238V137H235ZM250 136H251V138H250ZM258 136V137H257ZM154 137V136H153ZM157 137V136H156ZM169 137V138H168ZM190 137L193 139V141H191V142H189L191 139H190ZM231 137V138H230ZM254 137H255V139H254ZM159 138H155V140L157 141V139L159 140ZM195 138V139H194ZM205 140L206 138V140L204 141L203 139ZM208 138H213L212 140L210 139V140H208ZM223 138H225V139H223ZM163 139V140H164ZM201 139H202V141H201ZM215 139V140H214ZM243 139V140H242ZM155 140H153L152 139V141H154V143H156V141ZM188 142H187V141ZM198 140H200V141H198ZM214 140V141H213ZM238 140V141H237ZM169 141V142H168ZM171 141V142H170ZM195 141H198V142H200V143H202V144H204L203 146H202V144L201 145H199L201 148H199L198 147V143L196 144V142ZM212 141V142H211ZM223 141V142H222ZM237 141V142H236ZM163 142V141H162ZM176 142V143H175ZM180 142V143H179ZM207 142V143H206ZM209 142H211V143H209ZM221 142V143H220ZM226 142V143H225ZM231 142V143H230ZM242 142V143H241ZM252 142V143H251ZM170 143H172V145L170 146ZM174 143H175V145L177 146V148L174 146ZM189 143H190V146L192 145L193 146V148H191L190 146H189ZM224 143V144H223ZM254 143V144H253ZM150 144H152V142H150ZM214 144V145H213ZM227 144H228V147L230 148H228L227 147ZM239 144V145H238ZM136 145V146H137ZM156 145V144H155ZM187 145L190 147H187ZM210 145V146H209ZM230 145V146H229ZM248 145V146H247ZM256 146V148L255 147H253V146ZM261 145V144H260ZM195 146H197L196 147V150H195V152H194V150L193 149H195L194 147ZM217 146H219L218 148H220L219 150L218 149H216V147ZM225 149H222V147ZM249 146H252V147H249ZM262 146V145H261ZM260 146V147H261ZM150 147H149V149H148V151H151L150 150ZM156 147V146H155ZM205 147H209V149H210V147H212L211 149H210V152H209V150H208V148H207V150L206 149H204ZM232 147H233V149H234V147L236 148V147H239L237 150L235 149V150H233L232 149ZM248 148L249 147V150L248 149H246V148ZM259 147V146H258ZM263 147H264V145H263ZM151 148H153V144H152V147ZM214 148V149H213ZM228 148V149H227ZM253 148H255V149H253ZM133 149H131V150H133ZM138 149V150H137ZM153 149H155V148H153ZM183 149H184V151H183ZM187 149L189 150V153H190V155L188 154V151H187ZM202 151H201V150ZM216 149V150H215ZM222 149V151H221V153H220V150ZM231 149H232V151H233V154H232V151H231ZM246 149V151H244ZM128 150H130V149H128ZM127 149H126V151H128ZM146 150V149H145ZM206 150V151H205ZM215 150V151H214ZM242 150H243V152H242ZM248 150V151H247ZM126 151H124V152H126ZM163 151V152H162ZM172 151H173V153H172ZM175 151H177L176 152V154H175ZM209 152V153H205V152ZM216 151H219V152H216ZM225 151V152H224ZM263 151V150H262ZM142 152V153H141ZM152 152H153V150H152ZM180 152H183V153H180ZM198 152H200V154H198ZM212 152H213V154H212ZM223 152V153H222ZM237 152H239V153H237ZM240 152H241V154H240ZM247 152H249L248 154H247ZM264 152V151H263ZM263 152H261L262 154H263ZM135 154V156L134 155H132V154ZM140 153V154H139ZM143 153H144V155H143ZM146 153V154H145ZM185 153V154H184ZM202 153L205 155V154H208L207 156L205 155H203L204 156V158H203V156H201L202 155ZM215 153V154H214ZM218 153V154H217ZM228 153V154H227ZM230 153H231V155H230ZM254 153H256L255 155H254ZM126 154H127V152H126ZM126 154H123V155H126ZM139 154V155H138ZM152 154V155H151ZM173 154V155H172ZM193 154V155H192ZM196 154V155H195ZM211 154H212V156H211ZM234 154H239L238 156H240V155H242L243 157H247L248 159H245L244 158V160H245V162H243V159L241 160V158H237V156H236V158L237 159H235V158H233V157H235V155ZM245 154H247V156L245 155ZM251 154H253L252 156H251ZM137 155V156H136ZM179 155V156H178ZM180 155L182 156V157H184V159L182 158V157H180ZM187 155H189V156H187ZM197 155H199V156H197ZM215 157H214V156ZM217 155V156H216ZM219 155H220V158H221V156L223 155L224 156V158H225V160L227 159V164H225L226 163V161H225V165H222L221 163V160L223 161L224 160V158L222 159L221 158V160H220V158H218L219 157ZM134 156V157H133ZM145 156V157H144ZM147 156V157H146ZM178 156V157H177ZM193 156H195V158H196V161H194L195 160V158H193ZM264 155H262V157H263ZM125 157H126V159H127V161H124L125 160ZM136 157V158H135ZM158 157H159V159H158ZM168 157H170L171 159V161L170 162H168V160L166 161V159H164V158H168ZM177 158V160H176V158ZM192 157V158H191ZM197 157H199V160H198V158ZM208 157H209V159H208ZM229 158V160H228V158ZM241 157V156H240ZM242 157V158H243ZM250 157H251V159H250ZM75 158H77V157H75ZM143 158H142V160H143ZM187 158V159H186ZM190 158H191V160H190ZM206 158V159H205ZM212 158V159H211ZM232 158V159H231ZM252 158L254 159V160H256L255 162H253L254 160H252ZM64 159H66V158H64ZM71 159V158H70ZM74 159V158H73ZM72 159V160H73ZM155 159V158H154ZM163 159L166 161V162H168V165L169 164H174V165H170V166H167L166 167V163L164 164V161H163ZM180 159H181V161H180ZM184 160V162H183V160ZM189 159V160H188ZM208 159V160H207ZM215 159V160H214ZM218 159H219V161H218ZM230 159H231V161H230ZM239 160V161H237V162H235L234 161V163H233V161L232 160ZM250 159V161H249V165H248V162H247V160H249ZM67 160V159H66ZM128 160H130V161H128ZM146 160V161H147ZM156 160V159H155ZM175 160V161H174ZM202 160V161H201ZM252 160V161H251ZM65 161V160H64ZM75 161H73L74 163H75ZM91 161H93V160H91ZM98 161V160H97ZM102 160H100V162H101ZM150 161V160H149ZM148 161V162H149ZM163 161V162H162ZM189 163H188V162ZM193 161L195 162V163H193ZM200 161V162H199ZM211 161V162H210ZM213 161V162H212ZM214 161H215V163H214ZM43 162H46V161H43ZM48 162H51V161H48ZM99 162V161H98ZM179 162V163H178ZM202 162V163H201ZM208 162H210L209 164H208ZM217 162H218V164H217ZM243 162V163H242ZM252 162V164L254 165V168H253V165H252V167H250V163ZM14 163V162H13ZM47 163V162H46ZM59 163V164H58ZM64 163V162H63ZM89 163H91L90 165H89ZM101 163V164H102ZM123 163V164H124ZM132 163H133V165H132ZM147 162H145V164H146ZM185 163V164H184ZM188 163V164H187ZM200 163V164H199ZM212 163V164H211ZM238 163V164H237ZM255 163V164H254ZM40 164V165H39ZM44 164V163H43ZM92 164H93V166H92ZM121 164V163H120ZM137 164V165H136ZM219 164H221L220 165V168H219ZM33 165H34V167H33ZM63 165H65V166H67V167H69V169H70V167L71 168H73V169H70V172L68 171L69 169L67 168V170H65L66 172H68L69 173V175L67 174V173H64L63 172V170H60V173L62 172V174H57V172H56V169H60V167H65V166H63ZM76 166H77V164H75ZM87 165H89V166H87ZM122 165V164H121ZM147 165V164H146ZM149 165L151 166L150 168H149ZM152 165H154V166H152ZM161 165V166H160ZM190 165V166H189ZM248 165V167H246L245 168V166H247ZM255 165H256V167H255ZM10 166H12V164L10 165ZM36 166V167H37ZM45 166H47V165H45L44 164V166L43 167H45ZM59 166V167H58ZM92 166V167H91ZM109 166V167H108ZM139 166V165H138ZM145 166V165H144ZM157 166V167H156ZM160 166V167H159ZM162 166H165L164 167V169H163V167ZM174 166V167H173ZM221 166H224V168L222 167L221 168ZM237 166H240V167H237ZM264 166V165H263ZM14 167H15V164H14ZM13 166H12V169L11 170H13V168H14ZM42 167V168H43ZM113 167V168H114ZM155 169H154V168ZM159 167V168H158ZM162 167V168H161ZM172 167V168H171ZM181 167H183L182 169L183 170H181V171H179L178 169H181ZM199 167V168H198ZM214 167V168H213ZM229 169H228V168ZM243 167H244V169H243ZM16 168V167H15ZM62 168V169H63ZM66 168V167H65ZM139 168H140V166H139ZM142 168V167H141ZM153 168V169H152ZM169 168H171V170L169 169ZM189 168H190V170H189ZM196 170H195V169ZM217 168V169H216ZM240 168V169H239ZM248 168H249V170H248ZM250 168H252V169H250ZM255 168H256V172H257V175L255 176V174H256V172L255 173H253L254 172V170H255ZM1 169H2V167H1ZM78 169H79V171H81V172H79L78 171ZM89 169V171H91ZM136 169H138V168H136ZM152 171H151V170ZM160 169V170H159ZM166 169H168V170H166ZM200 171H199V170ZM210 171H209V170ZM245 169H247L248 171H246L245 172ZM16 170V171H17ZM30 170V171H29ZM37 170V169H36ZM74 172V173H72V171ZM165 170V174L163 173V171ZM172 170L174 171V172H172ZM186 170H188V171H186ZM195 170V171H194ZM199 172H198V171ZM244 170V171H243ZM253 171V172H250V171ZM14 171H15V169H14ZM13 171V172H14ZM38 171V170H37ZM145 173H144V172ZM156 173H155V172ZM160 173H159V172ZM170 171V172H169ZM176 171V172H175ZM178 171V172H177ZM197 171V172H196ZM204 171V172H203ZM214 171V172H213ZM215 171H216V173H215ZM221 171H222V173H221ZM223 171H225V173H226V175H227V173H230V175L228 174L227 176L225 175V173L223 172ZM228 171V172H227ZM12 172V171H11ZM22 172V174H19V173H21ZM77 172H78V174L80 173V175H78L77 174ZM92 172V173H93ZM110 172V171H109ZM108 172V173H109ZM122 172V173H121ZM148 172V173H147ZM170 174H169V173ZM194 172V173H193ZM195 172H196V174H195ZM202 172V173H201ZM207 172H209V173H207ZM219 172H220V174H219ZM244 172V173H243ZM3 173H5V175L3 174ZM24 173H26V171L24 172ZM45 173H48V175L46 174L45 175ZM59 173V172H58ZM71 173V174H70ZM147 173V174H146ZM150 173V174H149ZM152 173V174H151ZM154 173H155V175H154ZM162 173H163V175H162ZM178 173V174H177ZM182 173V174H181ZM250 173V174H249ZM11 174V173H10ZM64 174H66V175H64ZM83 174V175H84ZM113 174V175H112ZM146 174V175H145ZM158 174H159V177H158ZM161 174V175H160ZM178 176H177V175ZM210 174V175H209ZM213 174V175H212ZM222 174H224V175H222ZM232 174V175H231ZM234 174V175H233ZM237 174V175H236ZM247 174V175H246ZM252 174H254V175H252ZM18 175H22L21 176V178H20V176H18ZM32 175V176H31ZM64 175V176H63ZM101 176V178H100V176ZM116 177H115V176ZM131 175H132V178H131ZM143 175V176H142ZM150 175H152V176H150ZM169 175V176H168ZM201 175V176H200ZM243 175V176H242ZM18 176V178H16ZM28 176V177H27ZM30 176V177H29ZM81 176V177H80ZM105 176V177H104ZM108 176V177H107ZM134 176V177H133ZM151 177V178H149V177ZM153 176H155V177H153ZM171 176H173V177H171ZM185 176V177H184ZM214 176V177H213ZM223 176H224V178H223ZM229 176V177H228ZM38 177V178H37ZM42 177V178H41ZM74 177V178H73ZM167 177H168V179H167ZM176 177V178H175ZM189 177V178H188ZM195 177V178H194ZM199 177V178H198ZM246 177H248V178H246ZM12 178V179H13ZM24 180H23V179ZM65 178V179H64ZM107 178V179H106ZM125 178V179H124ZM131 178V179H130ZM143 180H142V179ZM146 178H148V180L146 179ZM159 180H158V179ZM164 178V179H163ZM167 180H166V179ZM182 178V179H181ZM198 178V179H197ZM209 178V180H207ZM228 178H230V179H232V180H230L229 179V181L230 182H228ZM241 178V180H239ZM244 178H246V180H244ZM258 178V179H257ZM105 179V180H104ZM144 179L146 180L144 183H143V181H144ZM163 179V180H162ZM170 179V180H169ZM172 179H173V181H172ZM179 179V180H178ZM211 179V180H210ZM219 179H221L220 181H219ZM238 179V180H237ZM255 179V180H254ZM261 179V180H260ZM81 180H83V181H81ZM113 180V181H112ZM118 180V181H117ZM131 181V183H130V181ZM132 180H133V182H132ZM151 180L152 181H154V180H156V181H154V182H151ZM158 180V181H157ZM197 180V181H196ZM207 180V181H206ZM212 180H213V182L214 183H212ZM25 181V182H24ZM72 181V182H71ZM87 181V182H86ZM104 181V182H103ZM164 183H163V182ZM178 181V182H177ZM182 181H184L183 183L184 184H186V182H187V184L186 185H184L185 186V189H183L184 187L182 186L183 185V183H182ZM206 181V182H205ZM217 181V182H216ZM218 181H219V185H218ZM223 181V182H222ZM255 181H256V183H255ZM261 181V182H260ZM8 183L7 185L5 184V183ZM108 182H110V183H108ZM129 182V183H128ZM141 182V183H140ZM148 182H150V183H152V184H150V183H148ZM167 182V183H166ZM173 182V183H172ZM177 182V183H176ZM188 182H190V183H188ZM227 182V185L225 184V183ZM254 182V183H253ZM25 183V184H24ZM62 183V184H61ZM106 183V184H105ZM133 183V184H132ZM157 184V189L160 187L161 188V190L162 191H158L157 189H156V185L155 184ZM212 183V184H211ZM243 183V184H242ZM251 183H252V185H251ZM259 185H258V184ZM260 183H262V184H260ZM2 184V185H1ZM87 184V185H86ZM129 184V185H128ZM140 184H143V185H140ZM160 184H162V185H160ZM166 184V185H165ZM182 184V185H181ZM194 184H195V186H194ZM213 184H215L216 186H214ZM221 184V185H220ZM223 184H224V186L226 187H224L223 186ZM234 184V185H233ZM238 184V185H237ZM249 184H250V186H249ZM257 184V185H256ZM81 185V186H80ZM145 185V186H144ZM152 185H154L153 186V189H152ZM158 185H159V187H158ZM173 185V186H172ZM177 185V186H176ZM197 185V186H196ZM235 185H237L236 187H235ZM262 187H261V186ZM50 188H49V187ZM94 186V187H93ZM106 186V187H105ZM164 186V187H163ZM187 186H189V188H187ZM190 186H192V187H190ZM197 187V188H194V187ZM204 187V189H203V187ZM212 186V187H211ZM222 186V187H221ZM249 186V187H248ZM257 186V187H256ZM69 187V188H68ZM163 187V188H162ZM171 187H173V188H171ZM178 187H180L179 189H178ZM198 187H201L200 189H198ZM206 187H209L210 189H207ZM216 187H217V189H216ZM221 187V189H219ZM234 187L235 188H238L237 190L236 189H234ZM240 187V188H239ZM243 187V188H242ZM41 188V189H40ZM130 188H131V190H130ZM154 188H155V190H154ZM159 188V189H160ZM167 188V189H166ZM169 188V189H168ZM172 190H171V189ZM206 188V189H205ZM214 188V190L211 192V189H213ZM223 188V189H222ZM244 188H245V190H244ZM249 188V189H248ZM251 188H253V189H251ZM50 189V190H49ZM135 189V190H134ZM140 189H142V190H140ZM147 189V190H146ZM164 189V190H163ZM176 189V190H175ZM182 189V190H181ZM227 189H232L231 191L230 190H227ZM247 189V190H246ZM259 189V190H258ZM139 190V191H138ZM152 190H153V193H155V196L154 197H152V195H154L153 193H151L152 192ZM166 190V191H165ZM178 190V191H177ZM184 190V191H183ZM198 190V191H197ZM205 190V191H204ZM219 190V191H218ZM244 190V191H243ZM48 191V192H47ZM89 191V192H88ZM124 191V192H123ZM144 191H145V193H144ZM148 191H149V193H148ZM170 191V192H169ZM188 191V192H187ZM209 191V192H208ZM216 191V192H215ZM221 191H223V193H221ZM227 191H228V193H227ZM242 193H241V192ZM247 191H249V192H247ZM47 192V193H46ZM131 192V193H130ZM139 192V193H138ZM174 192V193H173ZM177 192H178V194H177ZM185 192V193H184ZM190 192V193H189ZM200 192V193H199ZM205 192V193H204ZM211 192V193H210ZM219 192V193H218ZM261 192V193H260ZM151 193V194H150ZM162 193H164V194H162ZM166 193V194H165ZM187 193V194H186ZM193 193V194H192ZM204 193V194H203ZM206 193H207V195H209V197L208 196H206ZM216 193H218V194H216ZM221 193V194H220ZM229 193H232L233 194V197H231L232 196V194H230L229 195ZM235 193V194H234ZM239 193V194H238ZM249 193V194H248ZM254 193V194H253ZM256 193V194H255ZM24 194V195H23ZM160 194H161V196H160ZM191 194V195H190ZM214 194H216V195H214ZM243 194V195H242ZM253 194V195H252ZM2 195V196H1ZM92 195V196H91ZM110 195V196H109ZM156 195L158 196V197H156ZM163 195V196H162ZM166 195V196H165ZM175 195H176V197H175ZM188 195V196H187ZM196 195V196H195ZM201 195V196H200ZM211 195H214V196H211ZM226 195H228V196H230V198L231 199H229V198H227V196ZM237 195V196H236ZM261 195V196H260ZM147 196V197H146ZM149 196H150V198H149ZM168 196V197H167ZM171 196V197H170ZM174 196V197H173ZM193 196H195V197H193ZM197 196H198V198H197ZM222 196V197H221ZM239 196V197H238ZM248 196H249V198L250 199H248ZM257 196H258V198H257ZM51 197V198H50ZM87 197V198H86ZM109 197V198H108ZM147 198V199H145V198ZM160 197V199L162 200L163 198L166 200H160V199H158ZM187 197V198H186ZM207 197H208V199H207ZM214 197V199L216 200V201H214V199H212ZM218 197H221V198H223V199H221V198H218ZM256 197V198H255ZM127 198V199H126ZM131 198H133V199H131ZM183 198V199H182ZM191 198V199H190ZM205 200H204V199ZM233 198V199H232ZM235 198V199H234ZM253 198V199H252ZM260 198H261V200H260ZM88 199V200H87ZM92 199V200H91ZM108 199V200H107ZM139 199V200H138ZM151 199H153V200H151ZM170 199V200H169ZM172 199V200H171ZM192 199H193V201H192ZM211 199V200H210ZM219 199V200H218ZM256 199V200H255ZM83 200H85V201H83ZM125 200V201H124ZM148 200V201H147ZM156 200V201H155ZM189 202H188V201ZM196 200V201H195ZM206 200H207V202H209V203H206ZM209 200V201H208ZM246 200V201H245ZM254 200V201H253ZM101 201V202H100ZM127 201H128V203H127ZM163 201H165V202H163ZM168 201H169V204H168ZM171 201H172V203H171ZM199 201H200V203H199ZM204 201V202H203ZM211 201V202H210ZM217 201H219L218 203H217ZM238 201H239V203H238ZM257 203H256V202ZM39 202V203H38ZM87 202V203H86ZM96 202V203H95ZM139 202V203H138ZM157 202V203H156ZM177 202V204L175 205V203ZM179 202V203H178ZM181 202V203H180ZM183 202V203H182ZM196 202V204H194ZM215 202V203H214ZM233 202H234V204H233ZM237 202V203H236ZM252 202V203H251ZM107 203V204H106ZM110 203H111V205H110ZM133 203V204H132ZM153 203H155V204H153ZM160 203V204H159ZM174 203V205H172ZM190 203V208L188 207L187 208V204H189ZM247 203V204H246ZM259 203V204H258ZM24 204V205H23ZM139 204V205H138ZM165 204V205H164ZM171 204V205H170ZM179 204H181V206H183L182 208L180 207V205ZM205 204V205H204ZM207 204H208V206H207ZM218 204V205H217ZM225 204V205H224ZM81 205V206H80ZM136 205V206H135ZM146 205V206H145ZM178 205H179V207H178ZM192 205L194 206V208L192 207ZM204 205V206H203ZM215 205V206H214ZM221 207H220V206ZM226 205H228V206H226ZM230 205L232 206V207H230ZM245 205V206H244ZM250 205V206H249ZM122 208H121V207ZM127 206V207H126ZM145 206V207H144ZM171 206V207H170ZM177 206V207H176ZM204 210H202V209H200L199 210V208L200 207ZM206 206V207H205ZM225 206V207H224ZM242 206V207H241ZM75 207V208H74ZM102 207V208H101ZM161 207V208H160ZM176 207V208H175ZM214 207V208H213ZM251 207V208H250ZM71 208V209H70ZM78 208H79V210H78ZM86 208V209H85ZM106 208V209H105ZM120 208V209H119ZM133 208V209H132ZM171 208V209H170ZM212 209V210H214V212L212 211V210H210V209ZM227 208V209H226ZM231 208V209H230ZM249 208V209H248ZM254 208H257V209H254ZM260 208V209H259ZM116 209H117V211H116ZM124 209V210H123ZM144 209V210H143ZM151 209H153V211L155 212H153V211H151ZM155 209V210H154ZM158 209H159V211H158ZM168 209V210H167ZM176 209V210H175ZM206 209V210H205ZM209 209V210H208ZM233 209H234V211H233ZM75 210V211H74ZM181 210H182V212H181ZM218 210V211H217ZM228 210H231V211H228ZM251 210V211H250ZM254 210H256V211H254ZM259 210H261V212L258 211ZM95 211V212H94ZM128 211V212H127ZM180 211V212H179ZM186 211H189V213H185ZM201 211V212H200ZM209 211V212H208ZM211 211V212H210ZM236 211V212H235ZM241 211V212H240ZM248 211V212H247ZM98 212V213H97ZM105 212V213H104ZM116 212V213H115ZM137 212V213H136ZM153 212V213H152ZM173 212V213H172ZM193 212V213H192ZM195 212L197 213V214H195ZM199 212V213H198ZM222 212V213H221ZM226 212V213H225ZM227 212H229V213H227ZM255 213L254 215H253V213ZM151 213V214H150ZM164 213V214H163ZM168 213V214H167ZM202 213V215H200ZM216 215H215V214ZM218 213V214H217ZM221 213V214H220ZM247 213V214H246ZM250 213H252V214H250ZM257 213V214H256ZM259 213V214H258ZM100 214V215H99ZM118 214V215H117ZM136 214V215H135ZM150 214V215H149ZM159 214V215H158ZM176 214L177 215H179V216H176ZM187 214V215H186ZM223 214V215H222ZM237 214V215H236ZM123 215V216H122ZM182 215H183V217H182ZM199 215V216H198ZM204 215V217H202ZM208 215V216H207ZM226 215V216H225ZM227 215H229V216H227ZM258 215V216H257ZM259 215H261V216H259ZM104 216V217H103ZM106 216V217H105ZM121 216V217H120ZM170 216V217H169ZM176 216V217H175ZM184 216H185V218H184ZM193 217V218H191V217ZM196 218H195V217ZM198 216V217H197ZM211 216H212V218H211ZM223 216V217H222ZM235 216H237V218L235 217ZM241 216V217H240ZM255 216H257L258 217V219H259V217L261 218V219H256V217ZM56 217V218H55ZM72 217H73V219H72ZM89 217V218H88ZM92 217V218H91ZM96 217H97V219H96ZM101 217H103L104 219H102ZM187 217V218H186ZM210 217V218H209ZM222 217V218H221ZM227 217H228V220H227ZM254 217H255V219H254ZM263 217V218H262ZM16 218H17V221H16ZM54 218V219H53ZM79 220H78V219ZM125 218V219H124ZM135 218V219H134ZM190 218V219H189ZM199 218V219H198ZM230 218V219H229ZM231 218H233V219H231ZM82 219V220H81ZM165 219V220H164ZM189 219V220H188ZM196 219H198L199 221H197ZM211 219V220H210ZM212 219H214V220H212ZM225 219V220H224ZM238 219V220H237ZM263 219V220H262ZM25 220V221H24ZM72 220V221H71ZM95 220V221H94ZM192 220V221H191ZM194 220V221H193ZM219 220V221H218ZM222 220V221H221ZM227 220V221H226ZM230 220V221H229ZM232 220V221H231ZM233 220H236V221H234V223H233ZM245 220V221H244ZM28 223H27V222ZM60 221V222H59ZM71 221V222H70ZM83 221V222H82ZM113 221V222H112ZM185 221H187V222H185ZM209 221V222H208ZM214 221V222H213ZM223 221H226V222H223ZM238 221H239V223H238ZM243 221V222H242ZM259 221V222H258ZM46 222V223H45ZM74 222H75V224H74ZM82 222V223H81ZM118 222V223H117ZM120 222V223H119ZM127 222V223H126ZM155 222V223H154ZM192 222V223H191ZM193 222H194V224H193ZM196 222H198V223H196ZM207 222V223H206ZM213 222V223H212ZM219 223V222H221V223H219V224H217V223ZM228 222V223H227ZM232 222V223H231ZM241 222V223H240ZM30 223V224H29ZM131 223H132V225H131ZM224 225H223V224ZM227 223V224H226ZM248 225L247 227L245 226L246 224ZM262 223V224H261ZM59 224V225H58ZM65 224V225H64ZM90 224V225H89ZM91 224H93V225H91ZM152 224V225H151ZM162 224H164V225H162ZM191 224V225H190ZM205 224V225H204ZM221 224V225H220ZM230 226H229V225ZM235 226H234V225ZM250 224V225H249ZM34 225V226H33ZM38 225V226H37ZM62 225V226H61ZM108 225V226H107ZM111 225V226H110ZM116 225V226H115ZM145 225H147V227L148 226H150L149 228H147ZM201 227H200V226ZM209 225V226H208ZM233 225V226H232ZM194 226H195V228H194ZM238 228H237V227ZM239 226H241V227H239ZM32 227V228H31ZM48 227V228H47ZM207 229H206V228ZM211 227V228H210ZM219 228V229H217V228ZM222 227V228H221ZM225 227V228H224ZM243 227V228H242ZM245 227H246V230H245ZM253 227V228H252ZM16 228H18V229H16ZM136 228V229H135ZM156 228V229H155ZM201 228V229H200ZM209 228V229H208ZM234 228V229H233ZM249 228V229H248ZM190 229H191V231H190ZM253 229V230H252ZM84 230H85V232H84ZM97 230V231H96ZM155 230H157V231H155ZM193 230V231H192ZM203 230V231H202ZM212 232H211V231ZM232 230V231H231ZM240 232H238V231ZM248 230V231H247ZM260 230V231H259ZM62 231V232H61ZM133 231V232H132ZM198 231V232H197ZM205 231V232H204ZM209 231V232H208ZM61 232V233H60ZM88 232V233H87ZM151 232V233H150ZM182 232V233H181ZM208 232V233H207ZM214 232V233H213ZM251 233V235H250V233ZM263 232V233H262ZM26 233V234H25ZM41 233H43V234H41ZM44 233H46V234H44ZM96 233H98V234H96ZM111 233V234H110ZM133 233V234H132ZM153 233V234H152ZM159 233V234H158ZM188 233V234H187ZM193 233V234H192ZM210 233H212V234H210ZM22 234V235H21ZM24 234V235H23ZM85 234V235H84ZM107 234H109V235H107ZM115 234V235H114ZM136 234V235H135ZM152 234V235H151ZM181 234V235H180ZM29 235V236H28ZM32 235H34L33 237H32ZM38 235V236H37ZM96 237H95V236ZM104 235V236H103ZM145 235V236H144ZM147 235V236H146ZM153 235H155V237L153 236ZM206 235V236H205ZM233 235V236H232ZM42 236V237H41ZM72 236V237H71ZM99 236V237H98ZM108 236V237H107ZM130 236V237H129ZM153 236V237H152ZM183 236V237H182ZM193 236V237H192ZM202 236V237H201ZM209 236V237H208ZM237 236H239V237H237ZM247 236V237H246ZM20 237V238H19ZM30 237V238H29ZM150 237V238H149ZM180 237H182V238H180ZM192 237V238H191ZM197 237V238H196ZM200 237L202 238V239H200ZM233 237V238H232ZM237 237V238H236ZM244 237H246V238H244ZM17 238V239H16ZM23 238V239H22ZM81 240H80V239ZM88 238V239H87ZM147 238H149L148 240H147ZM193 238H195V239H193ZM235 238V239H234ZM35 241H34V240ZM103 239V240H102ZM110 239H111V241H110ZM244 239V240H243ZM10 240V241H9ZM25 242H24V241ZM63 240V241H62ZM97 240V241H96ZM137 240V241H136ZM193 240V241H192ZM230 240H231V242H230ZM67 241H68V243H67ZM103 241V242H102ZM125 241V242H124ZM150 241H151V243H150ZM155 241V242H154ZM159 243H158V242ZM161 241V242H160ZM163 241V242H162ZM200 241V242H199ZM236 241V242H235ZM12 242V243H11ZM21 242V243H20ZM29 242V243H28ZM32 242H34V243H32ZM123 242V243H122ZM166 244H165V243ZM194 242H195V244H194ZM208 242H210V243H208ZM235 242V243H234ZM238 242V243H237ZM106 243V244H105ZM133 243V244H132ZM155 243H156V245H155ZM161 243V244H160ZM38 244V245H37ZM69 244V245H68ZM113 244V245H112ZM118 244H120V245H118ZM160 244V245H159ZM165 244V245H164ZM189 244V245H188ZM194 244V245H193ZM241 244V245H240ZM23 245V246H22ZM31 245V246H30ZM126 245V246H125ZM138 245V246H137ZM147 245V246H146ZM152 245V246H151ZM163 245V246H162ZM170 245V246H169ZM200 245V246H199ZM209 245V246H208ZM67 246V247H66ZM124 246V247H123ZM133 246V247H132ZM143 246V247H142ZM162 246V247H161ZM166 246V247H165ZM167 246H168V248H167ZM193 246V247H192ZM12 247H13V249H12ZM145 247V248H144ZM157 247V248H156ZM176 247V248H175ZM201 247V248H200ZM60 248V249H59ZM67 250H66V249ZM120 248H121V251H120ZM125 248V250H123ZM167 248V249H166ZM212 248V249H211ZM11 249V250H10ZM15 249V250H14ZM18 249V250H17ZM103 249V250H102ZM139 249V250H138ZM171 249V250H170ZM22 250V251H21ZM97 250V251H96ZM143 250V251H142ZM9 251V252H8ZM20 251H21V253H20ZM91 252V254H92V256H91V254H90V252ZM100 251V252H99ZM108 251V252H107ZM164 251H166V253L167 254H165V252ZM195 251V252H194ZM1 252H3L2 254H1ZM29 252V253H28ZM112 252V253H111ZM125 252V253H124ZM145 252V254H143ZM161 252V253H160ZM18 253H20V254H18ZM37 253V254H36ZM96 253V254H95ZM115 253V254H114ZM139 253H141V254H139ZM14 254V255H13ZM112 254H114V255H112ZM129 254H131V255H129ZM148 254V255H147ZM164 254V255H163ZM6 255V256H5ZM12 255V256H11ZM21 255V256H20ZM28 255V256H27ZM30 255H32V256H30ZM35 255V256H34ZM100 255V256H99ZM105 255V256H104ZM112 255V256H111ZM18 256V257H17ZM20 256V257H19ZM24 256V257H23ZM107 256V257H106ZM109 256V257H108ZM135 256V257H134ZM146 256V257H145ZM149 256V257H148ZM152 256V257H151ZM12 257L14 258V259H12ZM106 258V259H105ZM122 258V259H121ZM2 259V260H1ZM21 259V260H20ZM117 261H116V260ZM132 259V260H131ZM146 259V260H145ZM149 259V260H148ZM160 259V260H159ZM166 259V260H165ZM208 259V260H207ZM222 259V260H221ZM109 260V261H108ZM218 260V261H217ZM2 261V262H1ZM16 261V262H15ZM119 261V262H118ZM128 261V262H127ZM144 261V262H143ZM151 261V262H150ZM156 261V262H155ZM13 262V263H12ZM27 262V263H26ZM118 262V263H117ZM166 262V263H165ZM168 262V263H167Z\"/></svg>","mask_w":264,"mask_h":264},{"label":"bare ground","instance_id":"6f19581e","mask_svg":"<svg viewBox=\"0 0 264 264\" xmlns=\"http://www.w3.org/2000/svg\"><path fill=\"white\" fill-rule=\"evenodd\" d=\"M85 1H87V0H85ZM84 1V2H85ZM163 1V0H162ZM169 1H171V0H169ZM182 1V0H181ZM184 1V0H183ZM202 1V0H201ZM235 1V0H234ZM241 1V0H240ZM88 2L90 3V1L88 0ZM87 2V3H88ZM92 2V1H91ZM94 2V1H93ZM97 2H98V0H97ZM164 2H165V0H164ZM174 3L176 2V1H173ZM192 2V1H191ZM190 2V3H191ZM195 2V1H194ZM202 2H205V0L204 1H202ZM226 2H227V5H226ZM243 1H241V3H242ZM246 2V1H245ZM256 2V1H255ZM258 2H260V1H258ZM86 3V4H87ZM88 3V5L89 6H91L90 4ZM100 3H102V1L100 2ZM200 3V2H199ZM228 3H231V2H229V0H207V2H205V4H206V6H205V4L204 5H200V6H197L196 8L194 7L195 5H198L197 3H193L192 2V4L194 5H192L193 7L192 8H190L189 9V12H188V14L186 13V15L184 16V17H182L183 19H181V21L179 22L178 21V19H179V17H177V21H178V23H177V21L176 20H173L174 22H170V23H168V24H166V25H162V26H159L158 27V22L160 21H158V22H156V20H155V22L156 23H158V24H156L157 25V28H156V26H154L151 30H152V32L153 31H158V30H160V31H158L157 32V36H155L154 38H153V36H152V38L150 37L149 38V41L150 40H153L152 41V44H151V47H153V49L152 50H155V52H154V54H153V57L154 56H156V59H157V61L156 60H154L153 58V60L155 61V62H157V63H152L151 64V66L150 67H148V64L147 63H141V61H136V57L134 58V57H132V54L129 56V58L130 59H135V63H134V60L133 61H130L129 63H131V62H133L132 64H130L129 65V67H130V69L128 70V71H130V70H134V71H136V72H143L144 70H145V68H147L146 70H148L149 68H150V70H153L154 69V71H155V73H158V75H159V77L160 78H156V74L154 73V71H151V72H153L152 74H151V72H150V70H149V74H147V75H150L151 74V76H148V77H151L152 78V76L154 77V78H156V80H158V83H156L157 81H155V82H153L152 83V81L151 80H149V81H151L150 83L148 82L147 84H146V77H144V76H141V75H139V78H140V76H141V80H144L145 82H143V86L141 85V83L142 82H139V83H136V82H138V78H137V76H133V75H131V76H133L132 78H130L129 76H128V78H130V79H132V81L130 80V81H128V79H126V76H123L124 74H122V73H120L121 75H120V77H119V74H118V77L115 79V80H112V81H107V80H109V78H105V79H102V81H100V82H98L97 84L98 85H95V84H93V86H91V85H87V86H84V84L85 83H83L82 81H80V79L76 82V83H71L72 81H71V79L69 78V79H66L64 76H65V72H63V73H65L64 75H62V77L63 78H61V74H63V73H61V71H60V69H59V71L60 72H58L59 74L58 75H56L55 76V78L54 77H52L50 74V76H48V74H46L48 77H43V76H41V75H43L44 73H45V71L46 72H48V73H51L52 74V72H51V70L52 69H54L55 67H53V66H56V67H62L63 68V66H65L64 64H66V62H67V59H69L70 57H72L73 56V54L75 53V51L77 50V48H80L81 47V44H80V46H79V43H82V42H84V41H86V36H84V35H88V36H90L91 38H93V35L96 33V30L94 31V29H93V31H91L92 29L89 27V29L88 30H81L80 28H77V30H76V27L74 28V27H71L70 28V26L68 27V29H66V30H70L69 32L67 31L66 33H65V31H63L64 33H65V35H62V37L64 38V40H63V38H61L60 40L59 39H55L54 40V38H53V40H47V42H41V43H39V44H37L36 45V43L35 44H33V43H31V44H33V45H31V44H29L30 46L29 47H27L26 49H24L23 51L22 50H20V53H18L17 52V54L15 53V54H11V56L9 55V56H6L5 58L3 57V59H0V170L2 171L3 169H5L4 167L5 166H7L9 163H11L12 164V166L14 167V164H15V167L13 168V170H11L12 169V166H10V165H8V171H7V168H6V170H5V173H8V172H10L9 173V175H11V176H14L15 175V173H18V170L19 169H22V172L24 171L23 169H26L27 167H29V166H31L32 167V164L35 162H42V163H40V164H42L41 166H40V168L41 169H43V171L41 170V169H39V166H37L36 164H34L35 165V167H34V165H33V167L34 168H36V169H33V168H31L32 169V175H33V173H34V171H35V173H38L39 172V170H41V172H43L44 173V169L45 170H49V169H51L49 172L51 173V171H52V173H54L53 175H55L56 173H55V168H56V163H55V161L56 162H58L59 161V163H61V161L60 160H62V163H61V165L59 164V166H62V164H65V162H66V164H67V162H69V160H70V162L68 163V165L69 164H71L72 165V167L73 166H75V168L73 169V168H71L70 167V169H73V170H75V169H77L76 167H78V164H79V166H80V168H81V161H83V160H90V162H92L93 164H99L100 166H98V167H101L102 169H103V165L105 166V168H106V166L107 165H105L104 163L107 161V162H109L110 163V161L112 160V159H114L115 157L116 158H119V155L120 154H126V152H127V154L126 155H123L122 154V158H124L123 156H128V158L131 156V155H128V154H130L132 151L135 153V152H137V151H134V149L136 150V148H138V145L139 144H142V145H139V147L141 146V148H138L139 150L140 149H143V148H145V147H148L147 145H151V147H152V144H153V148H155V149H153V148H151L150 146V150L151 151H148V149H149V147L148 148H145L144 149V151L147 153V155H148V157L150 156L149 155V152H151V153H154V150L156 151L157 149L159 150V147H160V145L158 146V143L160 142V139L163 141H161L159 144H161V146H164L166 143H164L165 142V139H164V135H163V138H159V136L158 135H155L156 134V132H157V130L159 131L160 129H164V131H161V133L163 132H165V130L168 128L169 129V132H168V129L166 130V132L165 133H171V131L173 132L172 134L174 135V134H177L178 132L180 133V134H185L186 132V130L188 131V129H189V127H188V122L186 123V122H184L187 126H185L184 125V123H182L183 124V128H182V131H181V127H182V124L179 122V124H181V127H180V125L177 123V122H175V124L177 123V125H179V131H178V127H177V125H174L173 124V127H175L176 126V128H172L171 127V124L172 123H174V122H172L171 123V121L169 120V119H167V120H169V124H170V126L169 125H166V127H165V124H164V121H163V119H165V118H167V116H168V112L170 113V115L172 116V115H174V113H176L177 112V110H178V108H180L179 110H178V113H176V114H184V112L187 110V109H189L190 108V106H188L189 104H191L192 105V103H187V100H189V99H191L190 97H194L195 98V100H196V102H195V100L193 101L192 99V102H194V103H197L198 104V102H197V99H198V101L199 102H202V101H200L201 100V98H202V100L204 99V101H206L205 100V98L207 97L208 99H209V96H211L210 98H213V94H212V92L214 93L215 91L217 92L218 91V89H221V87H222V85H220V82L219 81H216V80H213V77L215 76V77H218L219 78V80H220V78L221 77H223V78H221V80H223L224 79V77L226 78H234V76H236V75H233V74H236L235 72H238V71H240V69L242 70L243 69V67H244V61H241L240 62V60H242V59H240L241 58V56L239 57V54L238 53H240L241 54V52H242V50H239L240 48L238 47V46H241L238 42H240V41H242V45H243V43H248V45L249 44H251L252 43V47L251 46H248V47H250V49L247 51V47H246V45H245V47H246V53H247V55H246V53L244 54V57H243V55H242V58H245L246 60L248 59V60H250L251 59V61L249 62V63H251V64H249V65H246V66H249V67H247V68H249V69H255L254 68V66L253 65H255V64H257L258 65V67L260 68L261 67V65L263 66L262 67V71L261 70H259V68H258V71H261V72H264L263 70H264V60H263V57L261 58V59H259L262 55H264V54H260V55H258L259 53H263L264 51H263V48H264V46L263 47H260L259 45H256V42L259 44L260 43V45L262 44V45H264V32L261 34V35H259L258 33H259V31H260V33L262 32V31H264V24H262V22H260V21H263L264 19V17L261 15L262 13H263V15H264V12L262 11V13H260L259 12V14L261 15V17L262 18H259L260 16L258 15V12H257V15H258V17L256 16V17H253L254 16V14H250L249 13V11H248V14L245 12V11H243L242 9L240 10L239 9V11H238V8H237V6H236V8H237V11L233 8L234 6V4L232 5V4H230V5H232L231 7H232V9H228L226 6H228ZM240 3V4H241ZM261 3V2H260ZM259 3V4H260ZM263 3V2H262ZM97 4V3H96ZM161 4V3H160ZM167 5H168V3H166ZM166 4H164L165 5V7L167 6ZM182 4V3H181ZM248 4V3H247ZM258 4V3H257ZM256 4V5H257ZM85 4H83V6H84ZM87 5V6H88ZM95 5V4H94ZM100 5V4H99ZM103 5V4H102ZM191 5V4H190ZM243 5H244V3H243ZM255 5V4H254ZM88 6V7H89ZM107 6H108V3H107ZM159 6V5H158ZM163 6V5H162ZM173 6V5H172ZM176 6V5H175ZM175 6L173 7V8H175ZM179 6V5H178ZM241 6V5H240ZM246 6V5H245ZM86 7V6H85ZM99 7V6H98ZM104 7H106V6H103V9H104ZM160 7V6H159ZM159 7H156V9H160L161 10V8H159ZM164 7V6H163ZM163 7H162V9H163ZM165 7H164V9H165ZM189 7V6H188ZM188 7H186V8H188ZM248 7H249V5H248ZM84 8V7H83ZM93 8V7H92ZM100 8H102L101 6H100ZM100 8H98V10L100 9ZM167 8H169V5H168V7H166V9ZM171 8V7H170ZM243 9H244V7H242ZM247 8V7H246ZM119 9V8H118ZM153 9H154V7H153ZM155 9V10H156ZM163 9V10H164ZM179 9H180V7H179ZM107 10V9H106ZM115 10V9H114ZM120 10V9H119ZM151 10V9H150ZM172 10V9H171ZM235 10V11H234ZM84 11H85V9H84ZM86 11H87V9H86ZM85 11V12H86ZM97 11V10H96ZM101 11V10H100ZM105 11V10H104ZM168 10H165V12H167ZM176 11V10H175ZM242 11L244 12V14L242 13ZM251 11V10H250ZM254 11V10H253ZM81 12H82V10H81ZM85 12H83V13H85ZM90 12V11H89ZM102 12H103V10H102ZM117 12V11H116ZM125 12V11H124ZM134 12V11H133ZM132 12V13H133ZM174 12V11H173ZM241 12V13H240ZM106 13V12H105ZM115 13V12H114ZM143 13V12H142ZM182 13V12H181ZM180 13V14H181ZM185 13V12H184ZM237 13L238 14H240V16H242V14L245 16V17H243L242 16V18H243V20H242V18H240L241 20H237V18H235V16L237 15ZM93 13L91 12V15H92ZM107 14V13H106ZM113 14V13H112ZM118 15H119V13H117ZM140 14V13H139ZM165 14V13H164ZM173 14V13H172ZM227 14V15H226ZM85 15L87 16V14L85 13ZM85 15H83V17H80V18H86V16ZM91 15H89V16H91ZM99 15H101V14H99ZM103 15V14H102ZM108 15V14H107ZM144 15V14H143ZM160 15V14H159ZM213 15H215V17L216 16H221V18L219 17H216V18H218V19H216V18H213V19H215V21L214 22H216L215 24H217L218 22H220L219 23V25L217 24V26H219L218 28H217V30H216V28L214 27V25L212 26V24H213V22H212V20L211 19H209V18H212L213 17ZM223 15H226V16H228L227 18H224V19H222V17H224ZM94 16V15H93ZM113 16H115V14H113ZM138 16V15H137ZM212 16V17H211ZM232 16H234L233 17V19H234V22L235 23H233V21L232 22H229V19H231V20H233L231 17ZM88 17V16H87ZM116 18H117V16H115ZM124 18H125V16H123ZM144 17H145V15H144ZM146 17H149V16H147L146 15ZM153 17V16H152ZM160 17V16H159ZM158 17V18H159ZM95 18V17H94ZM93 17H92V19H94ZM104 18V17H103ZM114 18V17H113ZM123 18V19H124ZM132 17H130V18H128V16H127V19L129 20V19H131ZM175 18V17H174ZM89 19H91L90 17H89ZM89 19H87V21H89ZM98 19H100V18H98ZM119 19V18H118ZM138 19H140V18H138ZM144 19V18H143ZM147 19V18H146ZM153 19V18H152ZM169 19H172V18H169ZM169 19H168V21H169ZM116 20V19H115ZM132 21H133V19H131ZM150 19H148V21H149ZM209 20H211V24H210V21ZM230 20V21H231ZM237 20V21H236ZM245 20V21H244ZM76 21V20H75ZM74 21V22H75ZM77 21H79V19L77 20ZM82 21H83V19H82ZM87 21H86V23H87ZM104 21V20H103ZM117 21H119V23L121 22L120 20H117ZM137 21V20H136ZM140 21H142V19L140 20ZM146 21V20H145ZM144 21V22H145ZM154 21V20H153ZM176 21V22H175ZM209 21V22H208ZM97 22V21H96ZM126 22L128 23V21L126 20ZM125 21L123 22V24L124 23H126ZM138 22V21H137ZM155 22H153L154 24H155ZM161 22H162V20H161ZM167 22V21H166ZM165 22V23H166ZM237 22H238V24H237ZM241 22H242V24H241ZM78 24H80L79 22H77ZM81 23H83V22H81ZM100 23V22H99ZM116 23V22H115ZM122 23V22H121ZM141 23V22H140ZM152 23V22H151ZM152 23V24H153ZM208 23H209V26L211 27V29L212 28H215V29H212V30H215V31H213L214 33H216V34H214V33H212V31H210L211 32V37L213 36V35H216L215 36V38L217 37V36H221L222 38H221V40L223 39L224 41H226V42H228L229 44H230V48H231V46L233 45V47H234V50H233V48L231 49V50H229L228 52H229V54H225V51H224V53L222 52H220V51H222V50H219V48H223L222 47V44L220 45V44H217L218 43V40H219V37H217L218 38V40H217V38H216V42L214 41L215 40V38H214V40H213V37L211 38L210 37V33H209V31H208V29H209V27L207 26L208 25ZM233 23V25H231ZM77 24V25H78ZM88 24H90L89 22H88ZM105 24V23H104ZM110 24V23H109ZM121 24L122 26H118V29H116V31L117 30H119L120 28H123L124 29V25H127V24ZM131 24V25H130ZM135 24V23H134ZM134 24H133V22L131 23V21L129 22V25H127V29H125L124 31H125V33L127 32H133V31H135V33H137L138 34V32L140 33V31H141V29H139V26H134ZM145 24H146V22H145ZM150 24V23H149ZM148 24V25H149ZM163 24H164V22H163ZM86 25V24H85ZM93 25V24H92ZM102 25V24H101ZM107 25V24H106ZM113 25V24H112ZM120 25V24H119ZM137 25V24H136ZM141 25V24H140ZM236 25H237V27H236ZM246 25V26H245ZM74 26V25H73ZM76 26V25H75ZM115 26V25H114ZM129 26V27H128ZM143 26H145L144 25V23H143ZM216 26V25H215ZM216 26V27H217ZM234 26H235V28L236 29H234ZM241 26H243V30H247L248 31V29H250L249 31H248V33H250L251 32V30H252V33H254V32H256L258 35L256 36V34L254 33V34H252V33H250V34H246V30L245 31H243L242 29V31L240 30V29H238V27H241ZM83 27V26H82ZM104 27H105V25H104ZM112 27V26H111ZM138 27V28H137ZM208 27V28H207ZM70 28V29H69ZM84 28V27H83ZM82 28V29H83ZM85 28H87V27H85ZM92 28H93V26H92ZM106 28V27H105ZM115 28H116V26H115ZM126 28V27H125ZM141 28V27H140ZM144 28V27H143ZM151 28V27H150ZM149 28V29H150ZM113 29H114V27H113ZM139 29V30H138ZM211 29H209V30H211ZM80 30V31H79ZM109 30V29H108ZM112 30V29H111ZM205 30V31H204ZM255 30V31H254ZM78 31V32H77ZM83 31V32H82ZM87 31V32H86ZM89 31H90V33H89ZM100 31V30H99ZM104 31H106V30H104ZM115 31V32H116ZM120 31H122L123 32V30H120ZM136 31H138V32H136ZM207 31V33H208V37H210L211 38V42L209 41V38L206 36L207 35V33H205ZM86 32V33H85ZM92 32V33H91ZM93 32H95L94 34H93ZM102 32V31H101ZM111 32V31H110ZM204 32V34L203 35H205V36H203L202 35V33ZM243 32H245L244 34H243ZM64 33H62V34H64ZM84 33V34H83ZM87 33H89V34H87ZM105 33V32H104ZM117 33V32H116ZM118 33H120V32H118ZM124 33V36L126 35ZM143 33V32H142ZM150 33V32H149ZM156 33V32H155ZM242 33V34H241ZM82 34V35H81ZM91 34H93L92 36H91ZM121 34V33H120ZM147 34V33H146ZM154 34V33H153ZM213 34V35H212ZM222 34H223V36H222ZM67 35V36H66ZM78 35H79V37H78ZM102 35V34H101ZM108 35V34H107ZM118 35V34H117ZM132 35V34H131ZM245 35V36H244ZM248 35H253L252 37L254 38V35H255V38H254V40H252L253 42H254V44L255 45H253V42L252 41H250V37L248 36ZM66 36V37H65ZM119 37H120V35H118ZM128 36V35H127ZM133 38H135V37H137V39L135 40V42H138V43H140L141 41H140V39L138 38V36H140L139 34H138V36H135L134 34H133ZM142 36V35H141ZM82 37L84 38V40H82ZM107 37V36H106ZM118 37V38H119ZM129 37H130V35H129ZM129 37H128V40H129ZM145 37V36H144ZM251 37V38H252ZM263 37V38H262ZM78 38V39H77ZM79 38H80V40H79ZM127 38V37H126ZM142 38V37H141ZM259 38H262V40H259ZM62 40V41H61ZM96 40H97V38H96ZM122 40H123V38H122ZM131 40H132V38H131ZM131 40H129V41H127V43L126 42H124V43H126V45L125 46H127L129 43H131ZM146 40H147V38H146ZM155 40V41H154ZM221 40H220V42H221ZM246 40V41H245ZM56 41L58 42V43H60L61 45V47L59 46V44L58 43H56ZM59 41H61V42H59ZM88 41V40H87ZM86 41V42H87ZM106 41V40H105ZM105 41H103V42H105ZM145 41V40H144ZM208 41V42H207ZM223 41V44L225 45L226 43ZM100 42V41H99ZM112 42H114V41H112ZM123 42V41H122ZM121 42V43H122ZM133 42V41H132ZM155 42V43H154ZM201 43V47H200V45L199 44H197V43ZM211 43L209 46H211V49L209 48V47H207L208 45V43ZM212 42L214 43V44H212ZM97 43V42H96ZM108 43V42H107ZM142 43V45H143V41L141 42ZM140 43V44H141ZM149 43V42H148ZM150 43H151V41H150ZM149 43V44H150ZM207 43V44H206ZM216 43V44H215ZM227 43V44H228ZM234 43L235 44H238L237 45V48H236V45H234ZM94 44H95V42H94ZM117 43L115 42V45H116ZM202 44H205L206 45V47H207V49L205 48V45H203L202 46ZM226 44V45H227ZM232 44V45H231ZM97 45H99V44H97ZM103 45V44H102ZM109 45V44H108ZM115 45H113V49H115L114 48V46ZM133 45H134V47H135V43H133ZM213 45V46H212ZM215 45H217L216 47L218 48V50H216L217 48L215 47ZM58 46H59V50H58ZM92 46V45H91ZM106 46V45H105ZM118 46V45H117ZM121 46H122V44H121ZM132 46V45H131ZM130 46V47H131ZM139 46V45H138ZM141 46V45H140ZM144 46H145V43H144ZM146 46H148V45H146ZM145 46V47H146ZM221 46V47H220ZM253 46H254V48H255V50H254V48H253ZM258 46V47H257ZM143 47V46H142ZM144 47V48H145ZM204 47V48H203ZM225 48H223V49H227L226 48V46H224ZM256 47H257V49H256ZM61 48V49H60ZM87 48V47H86ZM100 48V47H99ZM106 48V47H105ZM104 48V49H105ZM119 48V47H118ZM117 48V49H118ZM121 48V47H120ZM119 48V49H120ZM123 49L125 48V47H122ZM138 49H142L141 47L139 48V47H137ZM143 48V49H144ZM201 48V49H200ZM208 48H209V50H208ZM214 50H213V49ZM243 48V53H244V46L242 47ZM254 50H252V49ZM259 48V49H258ZM262 48V49H261ZM89 49V48H88ZM93 49V48H92ZM107 49H109V48H107ZM110 49H112V47H111V45H110ZM110 49L109 50H107V52L106 53H108V51H110ZM112 49V50H113ZM122 49V50H123ZM126 49V48H125ZM136 49V48H135ZM137 49V50H138ZM148 49L150 50V48L149 47H147L146 48V50L148 51ZM237 49V50H236ZM102 50H103V48H102ZM111 50V51H112ZM130 50V49H129ZM132 50V49H131ZM136 50V51H137ZM159 50V52H157ZM228 50V49H227ZM233 50V51H232ZM258 50V51H257ZM78 51V50H77ZM82 51H84V50H82ZM106 51V49L104 50V52ZM111 51H110V54H112L111 53ZM117 52V50H114L113 52ZM120 51V50H119ZM128 51V49L126 50V52ZM146 51V52H147ZM203 51V52H202ZM206 51V52H205ZM212 51H214V52H217V51H219L220 52V54H219V57L221 58V55L222 54H224L223 56L224 57H222V58H225L226 57V55H227V57L224 59V61L226 60V62L227 63H223V61L221 60V62H222V66L220 65V66H216V67H213V62H212V64H210L211 63V61H213V59H214V61H217V60H215V59H217V57L216 56H218V55H216V54H218V53H214V52H212ZM239 51H241V52H239ZM259 52L256 56H260V57H256V58H253L252 57V55L253 54H255V53H257V52ZM74 52V53H73ZM94 52V51H93ZM103 52V51H102ZM130 52V51H129ZM129 52H127V54L129 53ZM135 52V51H134ZM143 52V51H142ZM145 52V51H144ZM149 52V51H148ZM152 52V53H153ZM156 52H157V54H156ZM210 52H212V53H214L216 56H214V54H212V53H210ZM237 52V53H236ZM255 52V53H254ZM77 53V52H76ZM79 53V52H78ZM83 53V52H82ZM84 53H86L85 51H84ZM91 53H92V51H91ZM105 53V55H107ZM123 53V52H122ZM137 53V52H136ZM140 53H141V51H140ZM230 53H232V55H233V57H234V55L236 56V58H237V60H236V58H233L232 56L230 57ZM235 53V54H234ZM249 53V54H248ZM252 53V54H251ZM87 54V53H86ZM93 54L94 53H92V56H93ZM110 54H109V56H110ZM116 55H117V53H115ZM126 57H127V55H126V53H123ZM122 54V55H123ZM144 54V53H143ZM204 54H207L208 55V57H213V58H211V61L210 60H206L207 61V63L206 62H204V60L205 59H209V58H206V56L207 55H204ZM14 55V56H13ZM89 55H90V53H89ZM101 55H102V53H101ZM101 55H99V57L101 56ZM116 55H115V57H116ZM121 55V54H120ZM120 55H118V56H120ZM133 55H134V53H133ZM136 55V54H135ZM139 54H137V56H138ZM145 55H147V54H145ZM149 55V54H148ZM229 55V56H228ZM246 55V56H245ZM249 55H250V57H249ZM86 56V55H85ZM95 56V55H94ZM96 56H98V54H96ZM108 56V57H109ZM142 55H140V57H141ZM205 56V57H204ZM102 57V56H101ZM103 57H104V55H103ZM103 57H102V61L104 60L103 59ZM108 57H106L107 59H110L111 57H113V55H111L109 58ZM122 57V56H121ZM120 57V58H121ZM124 57V56H123ZM122 57V58H123ZM139 57V58H140ZM149 59H150V57L149 56H147ZM230 57V58H229ZM246 57H248V58H246ZM43 58V59H42ZM45 58V59H44ZM83 58V57H82ZM90 58H93V57H90L89 56V58L88 59H90ZM114 58V57H113ZM119 58V59H120ZM128 57L126 58V59H129ZM146 58V57H145ZM147 58V59H148ZM205 58V59H204ZM250 58V59H249ZM252 58H253V60L254 59H256L255 61H253L252 60ZM51 59V61L49 62V60ZM72 59V58H71ZM77 59V58H76ZM85 59H87L86 57H85ZM95 59V58H94ZM107 59H105L104 61L105 62H107ZM112 59V58H111ZM115 59V58H114ZM124 59V58H123ZM122 59V60H123ZM204 59V60H203ZM63 60V61H62ZM83 60V59H82ZM96 60V59H95ZM94 60V61H95ZM98 60V59H97ZM138 60V59H137ZM228 60H231V62L232 63H228ZM238 60H239V63H238ZM44 61V62H43ZM87 61V60H86ZM118 61H120V60H118ZM124 61V60H123ZM218 61H220V59L218 58ZM217 61V63H221V62H218ZM32 62V64H30ZM47 62V63H46ZM48 62H49V65H48ZM59 62L63 65H60L59 64ZM69 62V61H68ZM91 62H92V60H91ZM98 62V61H97ZM96 62V63H97ZM101 62V61H100ZM100 62H99V67L98 68H103L104 66H105V69H106V65H108L107 63L105 64V65H103V66H101L100 65ZM115 62H117V60H115ZM114 62V60H111V62L110 63H115ZM122 62V61H121ZM143 62V61H142ZM148 62H150V61H148ZM44 63V64H43ZM52 63V64H51ZM58 63V64H57ZM70 64H71V62H69ZM68 63V64H69ZM84 63V62H83ZM95 63V62H94ZM102 63V62H101ZM119 64H120V62H118ZM124 63V62H123ZM255 63V64H254ZM51 64V65H50ZM54 64V65H53ZM57 64V65H56ZM75 64H77V63H75ZM82 64V63H81ZM90 64V63H89ZM92 64V63H91ZM154 64V65H153ZM208 64V65H207ZM218 64V65H219ZM227 64H229L228 65V67H226V69L228 68V70H226V69H224L225 68V66H227ZM231 64V65H230ZM244 64V65H243ZM31 65V68H33V69H29V68H27V67H29V66ZM53 65V66H52ZM115 65V64H114ZM210 65V66H209ZM215 65H216V63H215ZM223 65H225V66H223ZM50 66V67H49ZM68 67H69V65H67ZM96 66V65H95ZM101 66V67H100ZM109 66V65H108ZM111 66V65H110ZM109 66V67H110ZM118 66H122V65H118ZM123 66H124V64H123ZM122 66V67H123ZM48 67H49V70H48ZM76 67V66H75ZM74 67V68H75ZM96 67V68H97ZM115 67H117V63H116V66ZM52 68V69H51ZM70 68V67H69ZM88 68V67H87ZM92 68V67H91ZM95 68V67H94ZM98 68L96 69L97 70V72H100V71H98ZM108 68V67H107ZM114 68V67H113ZM132 68V69H131ZM144 68V69H143ZM153 68V69H152ZM122 69V68H121ZM125 69H127V68H124V71H123V73H125ZM29 70H31L32 72H30ZM70 70V69H69ZM74 70V69H73ZM87 70V69H86ZM86 70H85V73H86ZM111 70V69H110ZM123 70V69H122ZM142 70V71H141ZM212 71V75L211 76H213V77H210V76H208V75H206L207 73L206 72H208V71ZM235 70H237V71H235ZM246 70V69H245ZM252 70H249V71H251L252 73V75L250 74V72H249V76L248 75H245L246 73H244V71H242V72H239L238 73V75H239V77L241 76H243V75H245L246 77L248 76V78H246L245 76H244V78H242V80H244V79H248V80H250L249 78H251V79H253V78H255V76H253V75H255V74H253L254 72L252 71ZM255 70H257V68L255 69ZM65 71H66V69H65ZM91 71H94V69H91ZM102 71V70H101ZM105 71V70H104ZM111 71H113V70H111ZM110 71V72H111ZM116 71V72H115ZM115 71L113 72V74L114 73H116L117 74V72H119V71H117L116 69H115ZM121 71V70H120ZM133 71V73H136V72H134ZM157 71V72H156ZM159 71H160V73H161V75L159 74ZM228 71V72H227ZM44 72V73H43ZM57 72V71H56ZM87 72H90V71H87ZM106 72L108 73L109 72V70H106ZM144 72H146V71H144ZM163 72V73H162ZM230 72V73H229ZM261 72H259L260 73V75H263V74H261ZM53 73H55V72H53ZM76 73V72H75ZM131 74H132V72H130ZM242 73H244L243 75H241ZM255 73H258L257 71L255 72ZM69 74V73H68ZM72 74V73H71ZM78 74V73H77ZM88 74V73H87ZM92 74V73H91ZM100 74H102V72L100 73ZM100 74H98V75H96V76H99ZM111 73H109L108 74V76H111L110 75ZM112 74V75H113ZM129 74V73H128ZM140 74H142V73H140ZM224 74H227V75H224ZM45 75V76H46ZM76 75V74H75ZM81 76H82V74H80ZM130 75V74H129ZM163 75V76H162ZM170 75V76H169ZM57 76H60V77H58L57 78ZM79 76V75H78ZM108 76H106V77H108ZM116 76V75H115ZM146 76V75H145ZM172 76V77H171ZM208 76V77H207ZM258 76V75H257ZM264 76V75H263ZM50 77H52V78H50ZM72 77H73V75H72ZM77 77V76H76ZM85 77V76H84ZM87 77V76H86ZM89 77V76H88ZM92 77V76H91ZM94 77V76H93ZM100 77H102V76H100ZM136 78V80H135V78ZM144 79H143V78ZM176 77L183 83V85L185 84L186 85V88L188 87V85H190L191 86V88H192V90H190V91H187V89L186 88H184L183 89V93H181L177 88L178 87H180V81L178 80V79H176ZM259 77V76H258ZM261 77V76H260ZM163 78V79H162ZM165 78V79H164ZM167 78L169 79L168 81H166L167 80ZM218 78H214V79H218ZM263 78V77H262ZM82 79V78H81ZM88 79V78H87ZM111 79V78H110ZM170 79H171V81H170ZM231 79V80H232ZM235 79H237V76H236V78H234V80ZM239 79V78H238ZM237 79V80H238ZM105 82H104V81ZM140 80V81H141ZM148 80V79H147ZM165 80V81H164ZM176 80V81H175ZM225 80V79H224ZM227 80V79H226ZM230 80V81H231ZM235 81V82H233V80H232V82H230L231 84L232 83H235V84H237L238 83V81H240V80H238V81ZM254 80V79H253ZM262 80V79H261ZM74 81V80H73ZM154 81V80H153ZM162 81V82H161ZM173 81H175L176 82V84H178L179 83V85H175V82L174 83H172ZM184 81V82H183ZM217 82V84H216V82ZM251 81V80H250ZM102 82V83H101ZM128 82H131V84L129 83L128 84ZM167 82L169 83V84H167ZM178 82V83H177ZM222 82V81H221ZM242 82V81H241ZM247 82V81H246ZM253 82V81H252ZM89 83V82H88ZM90 83H92L91 81H90ZM100 83V84H99ZM145 83V84H144ZM154 83L157 85H154ZM162 83H164V84H162ZM166 83V84H165ZM228 83H229V80H228ZM243 83H244V81L242 82V84H241V86L239 87L238 86V84H237V86L235 85V88H236V92L237 93H239L240 92V90H237L238 88L239 89H241V88H243L244 86H242L243 85ZM148 84H149V86L151 87V85L150 84H153L152 85V87L151 88H149V87H147L148 86ZM159 84H161V85H165V88L163 87V88H161V87H159V86H161V85H159ZM175 85V87H176V91L174 90V88L175 87H172L171 88V86L172 85ZM193 85V87H192V85ZM221 86L220 88H218L217 90H216V86H219V85ZM226 84V83H225ZM247 85H248V82L246 83ZM252 84H256V83H252ZM86 85V84H85ZM95 85V86H94ZM144 85H147V86H144ZM167 85V86H166ZM173 85V86H174ZM183 85H181V87L180 88H182L183 87ZM184 85V86H185ZM215 85V86H214ZM246 85V86H247ZM262 85V84H261ZM190 86H189V89H191L190 88ZM231 86V85H230ZM230 86H228V87H230ZM244 87L243 89V93H244V91H246V93H247V87ZM249 86V85H248ZM252 86V85H251ZM259 86V85H258ZM159 87V89H157V88ZM166 87H168V88H166ZM223 87H224V89H225V87L227 88V85L226 86H224L223 85ZM231 87H233V86H231ZM263 87V86H262ZM157 90H156V89ZM160 88H161V90H160ZM195 88V89H194ZM234 87H233V89L232 88H227V89H230V90H232V92H234L233 90L235 89ZM248 88H250V87H248ZM253 88V87H252ZM251 88V89H252ZM149 89H151L153 92L152 93H150L151 92V90H149ZM165 89V90H164ZM174 91H173V90ZM188 89V90H189ZM193 89L194 90H196V91H193ZM246 89V90H245ZM250 89V90H251ZM161 91V93H163V91H165L166 93H168V94H170V95H172V96H166V93H164L163 95L165 96L164 98H162L163 96H161V93H159V91ZM215 90V91H214ZM249 90V91H250ZM253 90V89H252ZM259 90H260V87H259ZM264 90V89H263ZM147 91H149L148 93H146ZM182 91V90H181ZM193 91V92H192ZM228 91V90H227ZM248 91V92H249ZM156 92H158V94L156 93ZM181 93V95L183 96V98H185V99H187L186 100V102H181L184 106H185V104H186V107L188 106V108L185 110V107H184V109H183V107H182V111H180L181 110V107L178 105V101H180L181 99H180V97L179 96H181L180 95V93ZM187 92V93H186ZM188 92H192V94L191 93H189V94H191V95H193V93L195 94V93H197V95H196V97H199L200 95V97L199 98H196L194 95L193 96H191V95H188ZM232 92H230L231 94H232ZM254 92V91H253ZM253 92H251V94H253ZM156 93V94H155ZM172 93V94H171ZM176 93V94H175ZM179 93V94H178ZM185 93V94H184ZM211 93V94H210ZM229 93V94H230ZM236 93V94H237ZM242 93V92H241ZM241 93H239V94H241ZM245 93V94H246ZM256 93V92H255ZM159 94H160V96H159ZM175 94V95H174ZM184 94V95H183ZM186 94H187V96H186ZM199 94V95H198ZM239 94H237V95H239ZM257 94V93H256ZM263 94H264V92H263ZM204 95V96H203ZM214 95H215V93H214ZM219 94H217V96H218ZM243 95V94H242ZM247 95V94H246ZM149 96V97H148ZM157 96H159V98L157 97ZM176 96L177 97H179V99L178 98H176ZM182 96H181V98H182ZM185 96V97H184ZM189 96V97H188ZM219 96H221V95H219ZM223 96H224V94H223ZM226 96V95H225ZM236 96V95H235ZM241 96V95H240ZM264 96V95H263ZM151 97H152V99H151ZM154 97V98H153ZM155 97H157L156 99L158 100V99H162V101L164 100H166V101H168V103H167V106L165 105V103H166V101H165V103H164V105L166 106H161L163 103L161 102V100H160V102L159 103H156V102H158V101H156V99H155ZM166 97H168V99L166 98ZM171 97V98H170ZM173 97V98H172ZM203 97H205V98H203ZM215 98H217L216 97V95L214 96ZM151 100H150V99ZM166 98V99H165ZM183 98H182V100H183ZM189 98V99H188ZM193 98V99H194ZM206 98V99H207ZM214 98V100H216ZM220 98H222V96L220 97ZM248 98H250V96H248ZM264 97H262V99H263ZM170 99H172L171 101H170ZM176 99H178V100H176ZM218 99V98H217ZM246 99V98H245ZM175 100V101H174ZM213 100V101H214ZM220 100H223V99H220ZM219 100V101H220ZM242 100V99H241ZM153 101V102H152ZM154 101H156L155 103V105L153 104L154 103ZM178 102L177 103V105H175V108L176 107H178V108H176L177 110L175 111H171L172 112V114H171V112H170V110H169V107H172V106H170V105H172V102H173V106H174V103L175 102ZM209 101V100H208ZM225 101V100H224ZM221 102V101H220ZM223 102V101H222ZM226 102V101H225ZM240 102V101H239ZM260 102V101H259ZM153 104V105H149V104ZM171 103V104H170ZM181 103H179V104H181ZM185 103V104H184ZM194 103H193V105H194ZM203 103V102H202ZM209 103V102H208ZM211 103V102H210ZM218 103V102H217ZM148 104V105H147ZM158 104H160V105H158ZM176 104V103H175ZM188 104V105H187ZM196 104V105H197ZM213 104V103H212ZM192 105V106H193ZM193 106V108H197V107H199V105H200V103H199V105H197V106ZM205 105V104H204ZM208 105V104H207ZM211 105V104H210ZM219 105H221V104H219ZM238 105V104H237ZM149 106V107H148ZM155 106H157L156 108L159 110L160 108H166L167 110H169V111H167L166 109V111H164L163 112V110L162 109H160L161 111H162V113H160L156 108H155ZM161 106V107H160ZM169 106V107H168ZM222 106V105H221ZM220 106V107H221ZM240 106V105H239ZM244 106V105H243ZM83 107H87V108H91V109H95V110H104V111H109V112H113V113H121V112H123V111H126V110H131L132 112H133V114H134V119L131 121V122H129V123H126V124H124V125H122V126H119V127H117L116 129H115V133H114V136H115V138H113V139H109V141L107 142V144H106V146H104V147H97L96 145H88V146H82L81 144H79V143H77V142H73L72 144H71V146H68L67 144H64V143H61V144H56V143H53L47 150H45L43 153H41V154H37V153H34V152H26V151H24L23 150V143L26 141V140H28V139H30L31 138V136H30V133H31V126L33 125V124H35L36 122H38V121H41V120H54V119H56L59 115H61L62 113H67V112H70V111H73V110H77V109H80V108H83ZM146 107V109H147V107H148V110H149V108H150V112L149 111H146V110H142V108H145ZM152 107H154V108H152ZM159 107V108H158ZM200 107H201V105H200ZM204 108L205 107H207V106H203ZM240 107H242V105L240 106ZM246 107V106H245ZM173 108L174 107H172L171 109L173 110ZM174 108V109H175ZM192 108V107H191ZM203 108V111L202 112H204V109ZM210 108V107H209ZM209 108H207L208 110H209ZM218 108V107H217ZM216 108V109H217ZM259 108V107H258ZM153 109H154V111H153ZM194 109V110H195ZM198 110L200 109V108H197ZM219 109V108H218ZM235 109V108H234ZM238 109V108H237ZM244 108H242V111H244L243 110ZM255 109V108H254ZM141 110L145 113V111L147 112V113H149V116L151 117V114H152V116H156L155 115V113L157 114V111L159 112V114H162V115H159V114H157V116L155 117V119H157V121L159 122V123H157L156 122V120L153 118V121H152V119H151V121L154 123V120H155V122H156V128L154 127L155 125L154 124H151L150 123V121H148L149 119H147V118H149L148 117V115H147V113H145L146 114V119H145V116H144V113H142V115H141ZM157 110V111H156ZM185 110V111H184ZM191 110L192 109H190V110H187L186 112L188 113H190L191 112ZM192 111V112H196V111ZM201 110V109H200ZM236 110V109H235ZM234 110V111H235ZM250 110V109H249ZM213 111V110H212ZM233 111V110H232ZM254 111V110H253ZM263 111V110H262ZM152 112V113H151ZM165 112H167L166 114H165ZM185 112V113H186ZM191 112V113H192ZM202 112H201V116L203 117V115H202ZM207 112V111H206ZM209 112V111H208ZM255 112H257V110L255 111ZM255 112H254V115H255ZM261 111H259V113H260ZM151 113V114H150ZM186 113V115H188ZM222 113V112H221ZM220 113V114H221ZM226 113V112H225ZM236 112H234V114H235ZM239 113V112H238ZM247 113V112H246ZM251 113V112H250ZM259 113H257L258 114V116H260L259 115ZM262 113V112H261ZM195 114V113H194ZM213 114V113H212ZM218 114V113H217ZM239 114H241V113H239ZM253 114V113H252ZM256 114V115H257ZM164 115H166V116H164ZM169 115V116H170ZM199 115H200V113H199ZM210 115V114H209ZM254 115H251V116H253L254 117ZM142 116V117H141ZM169 116H168V118H169ZM178 116V115H177ZM182 116H185V114L184 115H182ZM195 116V115H194ZM193 116V117H194ZM197 116V115H196ZM195 116V117H196ZM208 116V115H207ZM227 114H226V118H227ZM248 116H250L249 114H248ZM161 117V118H160ZM174 117V116H173ZM191 117V116H190ZM211 117V116H210ZM163 118V119H162ZM185 118H187V117H185ZM205 118H206V115H205ZM209 118V117H208ZM252 118V117H251ZM256 118H258L257 116H256ZM162 119V120H161ZM172 119V118H171ZM184 119V118H183ZM212 119H213V117H212ZM217 119V118H216ZM229 119V118H228ZM241 119V118H240ZM174 120H175V118H174ZM187 120V119H186ZM189 120V119H188ZM199 120V119H198ZM246 120V121H245ZM252 120V119H251ZM256 120V119H255ZM258 121H259V119H257ZM162 121V123L164 124H160V122ZM165 121H166V119H165ZM173 121V120H172ZM185 121V120H184ZM197 121V120H196ZM196 121H194V122H196ZM201 121V120H200ZM227 121V120H226ZM144 122H146V123H144ZM149 122V123H148ZM192 123H193V121H191ZM202 122V121H201ZM206 121H204V123H205ZM208 122V121H207ZM210 122V121H209ZM218 122V121H217ZM216 122V123H217ZM220 122V121H219ZM240 122V121H239ZM243 122V121H242ZM244 122H245V124H246V122H247V118H245L244 117ZM248 122H250V120L248 119ZM252 122V121H251ZM251 122H250V124H251ZM197 123H199V122H197ZM196 123V124H197ZM229 123V122H228ZM253 123V122H252ZM254 123H255V121H254ZM151 125V126H149V125ZM195 124V123H194ZM212 124V123H211ZM218 124V123H217ZM234 124V123H233ZM153 125V126H152ZM160 125V127H158ZM200 125V124H199ZM208 125H209V123H208ZM224 125V124H223ZM248 125V124H247ZM169 126V127H168ZM189 126H192V125H189ZM194 126V125H193ZM204 125H202V127H203ZM238 126V125H237ZM250 126H252L251 128H254V127H257L256 125L253 127V125L251 124ZM263 126V125H262ZM162 127V128H161ZM185 127H188V129H186ZM197 127H199L198 125H197ZM196 126H195V128H197ZM205 127H206V125H205ZM210 127V126H209ZM208 127V128H209ZM215 127V126H214ZM219 127V126H218ZM217 127V128H218ZM224 127V126H223ZM234 127V126H233ZM153 128L155 129V134H154V132L152 133V130H153ZM158 128V129H157ZM171 128V129H170ZM192 128V127H191ZM190 128V129H191ZM194 128V127H193ZM221 128H222V124H221ZM227 128V127H226ZM236 128V127H235ZM239 128V127H238ZM241 128H243V127H241ZM250 128V127H249ZM152 129V130H151ZM175 129H177V130H175ZM237 129V128H236ZM255 129V128H254ZM183 130H185L184 132H183ZM205 130H207V129H205ZM212 130V129H211ZM232 130L235 132V129H233L232 128ZM243 131L245 130V129H242ZM241 130V131H242ZM154 131V130H153ZM176 131H178V132H176ZM194 131H195V129H194ZM225 131H227V130H225ZM230 131V130H229ZM245 131H247V129L245 130ZM249 131V130H248ZM252 131V130H251ZM183 132V133H182ZM192 132V131H191ZM213 131H210V133H212ZM215 132H216V130H215ZM240 132V131H239ZM141 133H143V134H141ZM153 134V136H152V138H151V135ZM160 133V132H159ZM168 133L166 134L167 136H168ZM178 133V134H179ZM188 133H190L189 131H188ZM194 133V132H193ZM196 133H197V130H196ZM205 133V132H204ZM217 133V132H216ZM215 133V134H216ZM225 133V132H224ZM241 133V132H240ZM245 133V132H244ZM248 133V132H247ZM157 134H158V132H157ZM178 134H177V136H175V139L176 140H182V139H184L188 134H186L185 135V137L184 138H182V137H180V136H178ZM206 134V133H205ZM214 134V133H213ZM213 134H212V136H213ZM214 134V135H215ZM252 134V133H251ZM173 135L171 136V135H169L170 136V139H171V137H172V141L174 142V140H173ZM233 135V134H232ZM237 135V134H236ZM239 135V134H238ZM157 136V137H156ZM190 136V135H189ZM200 136H202V135H200ZM206 136H208V133L206 134ZM217 136V135H216ZM223 136V135H222ZM227 136V135H226ZM225 136V137H226ZM230 136V135H229ZM180 137V138H179ZM193 137V136H192ZM204 138H205V135L203 136ZM228 137V136H227ZM235 137H238V136H235ZM258 137V136H257ZM155 138H159V140L157 139V141L155 140ZM169 138V137H168ZM179 138V139H178ZM182 138V139H181ZM195 138L197 139V136H195ZM194 138V139H195ZM231 138V137H230ZM250 138H251V136H250ZM152 139L153 140H155L156 141V143H154V141H152ZM164 139V140H163ZM186 139V138H185ZM184 139V140H185ZM190 141L189 142H191V141H193V139L190 137ZM203 139V138H202ZM202 139H201V141H202ZM207 139V138H206ZM205 139V140H206ZM211 138H208V140H210ZM213 139V138H212ZM211 139V140H212ZM223 139H225V138H223ZM252 139V138H251ZM254 139H255V137H254ZM204 140V139H203ZM204 140V141H205ZM215 140V139H214ZM213 140V141H214ZM243 140V139H242ZM187 141V140H186ZM198 141H200V140H198ZM198 141H195L196 142V144L198 145V147L199 148H201L204 144H202V143H200V142H198ZM207 141V140H206ZM238 141V140H237ZM236 141V142H237ZM150 142H152V144H150ZM169 142V141H168ZM171 142V141H170ZM188 142V141H187ZM194 142V141H193ZM212 142V141H211ZM211 142H209V143H211ZM223 142V141H222ZM176 143V142H175ZM175 143H174V146L177 148V146L175 145ZM180 143V142H179ZM207 143V142H206ZM221 143V142H220ZM226 143V142H225ZM231 143V142H230ZM242 143V142H241ZM252 143V142H251ZM138 144V145H137ZM156 144V145H155ZM164 144V145H163ZM202 144V146L200 147L199 145H201ZM224 144V143H223ZM254 144V143H253ZM262 146H261V145ZM137 145V146H136ZM172 145V143H170V146ZM214 145V144H213ZM239 145V144H238ZM263 145H264V143H258V146H257V149L258 148H261V150L260 149H258V151L256 150V151H252L251 150V152L253 153V152H260L259 154H256V153H254V158L255 157H257V158H255V159H259V156H261L260 158L264 161V156L262 157V155H264V147H263ZM145 146V147H144ZM156 146V147H155ZM166 146V145H165ZM164 146V148L163 147H160L161 148V150L163 149V150H165V148L167 147H165ZM189 146H190V143H189ZM188 145H187V147H189ZM192 146V145H191ZM190 146V147H191ZM210 146V145H209ZM230 146V145H229ZM248 146V145H247ZM253 146V145H252ZM252 146H249V147H252ZM256 146H253V147H255L256 148ZM261 146V147H260ZM135 147V148H134ZM158 147V148H157ZM189 147V148H190ZM196 147L197 146H195L194 148L195 149H193L194 150V152H195V150H196ZM197 147V148H198ZM219 146H217L216 147V149H220V148H218ZM222 147V146H221ZM227 147H228V144H227ZM249 147L248 148H246V149H248L249 150ZM134 148V149H133ZM157 148V149H156ZM191 148H193V146L191 147ZM204 148V147H203ZM207 148H208V150H209V152H210V149L212 148V147H210V149H209V147H205L204 149H206L207 150ZM225 148V147H224ZM223 147H222V149H224ZM229 148V147H228ZM227 148V149H228ZM237 149L239 148V147H236ZM235 147H234V149H233V147H232V149L233 150H235L236 149ZM255 148H253V149H255ZM126 149L128 150V149H130V150H128V151H126ZM131 149H133V150H131ZM137 149V150H138ZM169 149V147H167V149L165 150V154L167 153L168 155H164L163 153H160V155H161V160H162V157L164 156V157H167V156H170L169 154L171 153H169V152H166L167 150ZM214 149V148H213ZM215 149V150H216ZM222 149L220 150V153H221V151H222ZM226 149V148H225ZM224 149V150H225ZM230 149V148H229ZM232 149H231V151H232ZM236 149V150H237ZM246 149L244 150V151H246ZM152 150H153V152H152ZM157 150V151H158ZM198 150V149H197ZM196 150V151H197ZM201 150V149H200ZM205 150V151H206ZM214 150V151H215ZM247 150V151H248ZM263 150V151H262ZM124 151H126V152H124ZM140 151H142V152H144L143 150H140ZM183 151H184V149H183ZM187 151H188V154L190 155V153H189V150L187 149ZM202 151V150H201ZM141 152V153H142ZM163 152V151H162ZM176 152L177 151H175V154H176ZM208 151L207 152H205V153H209ZM216 152H219V151H216ZM225 152V151H224ZM242 152H243V150H242ZM261 152H263V154L261 153ZM11 153V154H10ZM132 154V155H134L135 156V154ZM138 153V152H137ZM145 153V154H146ZM159 153L157 154V153H154V155H152V156H150L149 158H151L152 160H154L153 162L151 161V159H148L147 160V158L145 159V158H143V160H142V158L139 156L138 157V159L140 160V161H138V159H131L132 157H130V159H131V161L135 164L137 161L139 162V163H143L142 161H144V164L142 165V164H138L139 166H140V168H139V166L137 165V167H135V172H137L136 174H139L138 173V171L140 172L141 170H139V169H143L144 167V169H146L147 167L146 166H148V163L150 164V162H152L153 164H155V163H157V162H159L160 161V159H159V157H158V159H159V161L157 160V156H155V154L156 155H159ZM172 153H173V151H172ZM178 153V152H177ZM180 153H183V152H180ZM211 153V152H210ZM223 153V152H222ZM237 153H239V152H237ZM249 152H247V154H248ZM140 154V153H139ZM138 154V155H139ZM162 154H163V156H162ZM185 154V153H184ZM198 154H200V152H198ZM212 154H213V152H212ZM212 154H211V156H212ZM215 154V153H214ZM218 154V153H217ZM228 154V153H227ZM232 154H233V151H232ZM240 154H241V152H240ZM247 154H245L246 156H247ZM143 155H144V153H143ZM173 155V154H172ZM177 155V154H176ZM189 155H187V156H189ZM193 155V154H192ZM196 155V154H195ZM204 154L202 153V155L201 156H203ZM206 156L208 155V154H205ZM204 155V156H205ZM230 155H231V153H230ZM235 155V157H233V158H235V159H239V158H241V160L243 159V162H245V160H244V158L245 159H248L247 157H243L242 155H240V156H238L239 154H234ZM253 154H251V156H252ZM133 156V157H134ZM137 156V155H136ZM179 156V155H178ZM177 156V157H178ZM197 156H199V155H197ZM204 156H203V158H204ZM214 156V155H213ZM217 156V155H216ZM236 156H237V158H236ZM75 157H77V158H75ZM120 157V158H121ZM145 157V156H144ZM147 157V156H146ZM180 157H182L181 155H180ZM215 157V156H214ZM224 158V156L222 155L221 156V158ZM243 157V158H242ZM253 157V156H252ZM64 158H66V159H64ZM71 158V159H70ZM74 158V159H73ZM115 158V159H116ZM120 158H119V160H120ZM121 158V159H122ZM136 158V157H135ZM156 160H155V159ZM176 158V157H175ZM183 159H184V157H182ZM192 158V157H191ZM191 158H190V160H191ZM193 158H195V156H193ZM198 158V160H199V157H197ZM218 158H220V155H219V157ZM221 158H220V160H221ZM222 158V159H223ZM228 158V157H227ZM73 159V160H72ZM79 159L81 160L80 162H78L79 161ZM108 159H111V160H109L108 161ZM114 159V160H115ZM164 159H166V161L168 160V162H170L171 160V158L170 157H168V158H164ZM163 159V161H164V164L166 163V167L167 166H170V165H174V164H169L168 165V162H166L165 160ZM182 159V160H183ZM187 159V158H186ZM206 159V158H205ZM208 159H209V157H208ZM207 159V160H208ZM212 159V158H211ZM232 159V158H231ZM231 159H230V161H231ZM250 159H251V157H250ZM250 159L249 160H247V162H248V165H249V161H250ZM261 159H259V161H257V163L255 162L256 160H254L253 158H252V160H254L253 162H255L256 163V165L260 162V161H262ZM65 160V161H64ZM75 160H78V161H75ZM91 160H93V161H91ZM99 162H98V161ZM100 160H102L101 162H100ZM105 162H104V161ZM114 160H112V161H114ZM117 160V159H116ZM137 160V161H136ZM147 160V161H146ZM150 160V161H149ZM176 160H177V158H176ZM189 160V159H188ZM215 160V159H214ZM228 160H229V158H228ZM251 160V161H252ZM43 161H46V162H43ZM48 161H51V162H48ZM52 161L54 162L53 164H55L54 165V167L55 168H53V167H51L50 165H53L52 164ZM73 161H75V163L73 162ZM111 161V162H112ZM124 161H127V159H126V157H125V160ZM128 161H130V160H128ZM130 161V162H131ZM149 161V162H148ZM162 161V162H163ZM175 161V160H174ZM180 161H181V159H180ZM194 161H196V158H195V160ZM193 161V163H195ZM202 161V160H201ZM218 161H219V159H218ZM225 161H226V163H225ZM233 161V163H234V161L235 162H237V161H239V160H232ZM14 162V163H13ZM64 162V163H63ZM84 162V161H83ZM102 162H104V163H102ZM107 162H106V164H107ZM137 162V163H138ZM145 162H147L146 164H145ZM155 162V163H154ZM182 162V161H181ZM183 162H184V160H183ZM188 162V161H187ZM197 162V161H196ZM200 162V161H199ZM211 162V161H210ZM210 162H208V164L210 163ZM213 162V161H212ZM221 164L222 165H225V164H227V159L225 160V158H224V160L222 161L221 160ZM242 162V163H243ZM45 165H47V166H45V167H43L44 166V164ZM48 163H49V169H48ZM102 163V164H101ZM119 163V165L117 166L118 168H116V167H114L113 165H116V164H118ZM122 165H121V164ZM124 162L122 161L121 162V160H120V162L119 161H117L116 162V164H114L113 163V165H112V167H111V164L108 166L109 168H108V171H106V170H104L105 171V173H107V174H110L115 168L116 169H120V171H123L121 168H123L124 169V171H123V173L122 174H119V177H120V175H124V172L126 173L128 170H125L126 168H124V167H127V169H128V166L129 165H131V164H128V166H126L125 164H127L126 162L123 164ZM133 163H132V165H133ZM160 163V162H159ZM179 163V162H178ZM189 163V162H188ZM187 163V164H188ZM202 163V162H201ZM214 163H215V161H214ZM225 163V164H224ZM254 163V164H255ZM262 163V162H261ZM261 163H259L260 164V166H261ZM264 163V162H263ZM39 164V165H40ZM75 164H77V166L75 165ZM87 164V162H85V165ZM91 163H89V165H90ZM93 164H92V166H93ZM161 164V163H160ZM185 164V163H184ZM200 164V163H199ZM212 164V163H211ZM217 164H218V162H217ZM221 164H219V168H220V165ZM238 164V163H237ZM252 162L250 163V167H252ZM259 164L257 165V167L258 168H260L259 167ZM85 165H84V163H83V165H82V171H83V173L81 172V171H79V169H78V171L79 172H81L82 173V175L81 176H85L86 174H88V175H90V173H91V175L89 176V177H91L92 178V176L94 177L95 175H93L94 174V172H93V170H95V171H97V172H95V174L97 173V175L99 174V170L102 172V175H103V173H104V171L103 170H101V169H97L96 170V168L97 167H94L93 166V170L92 169H90L91 171H89V169H88V167H87V171H88V173L86 172V170L84 169L85 168ZM89 165H87V166H89ZM123 165H125L124 167H123ZM145 165V166H144ZM248 165L247 166H245V168L246 167H248ZM256 165H255V167H256ZM264 164H262V166H261V168L262 167H264L263 166ZM4 166V167H3ZM37 166V167H36ZM58 166V167H59ZM63 166H65V165H63ZM70 166V165H69ZM91 166V167H92ZM119 166H122L121 168L119 167ZM152 166H154V165H152ZM161 166V165H160ZM159 166V167H160ZM190 166V165H189ZM226 166V165H225ZM1 167H2V169H1ZM11 169H10V168ZM43 167V168H42ZM66 167V168H65ZM64 168L63 167H60V169H56V172H57V174H62V172L60 173V170H63V172L64 173H67L68 175H69V173L68 172H66L65 170H67V168L69 169V167H67V166H65ZM114 167V168H113ZM133 167V166H132ZM131 167V168H132ZM142 167V168H141ZM151 166L149 165V168H150ZM157 167V166H156ZM158 167V168H159ZM163 167V169H164V167L165 166H162ZM161 167V168H162ZM174 167V166H173ZM224 168V166H221V168ZM237 167H240V166H237ZM256 167V168H257ZM30 168H28V169H30ZM63 168V169H62ZM110 168H112L111 170H110ZM129 168H130V166H129ZM129 169V171H131V173L129 172V174L127 175L126 174V176H125V178H127L130 174H132V172L135 174V172L132 170V169ZM136 168H138V169H136ZM154 168V167H153ZM152 168V169H153ZM168 168V167H167ZM172 168V167H171ZM171 168H169L170 170H171ZM183 167H181V169H178L179 171H181V170H183L182 169ZM199 168V167H198ZM214 168V167H213ZM228 168V167H227ZM230 168V167H229ZM228 168V169H229ZM253 168H254V165H253ZM256 168H255V170H254V172L252 171L253 169L252 168H250V169H252L250 172H253V173H255L257 170H256ZM14 169H15V171H14ZM18 169V170H17ZM28 169H26L25 171H26V173H24L23 172V176L26 178V174H29L30 175V173L31 172H28L27 173V171H28ZM70 169L68 170L69 172H70ZM116 169L114 170V171H116ZM155 169V168H154ZM195 169V168H194ZM217 169V168H216ZM240 169V168H239ZM243 169H244V167H243ZM17 170V171H16ZM34 170V171H33ZM151 170V169H150ZM160 170V169H159ZM166 170H168V169H166ZM189 170H190V168H189ZM196 170V169H195ZM194 170V171H195ZM199 170V169H198ZM197 170V171H198ZM209 170V169H208ZM248 170H249V168H248ZM247 169H245V172L246 171H248ZM0 171V172H1ZM12 171V172H11ZM14 171V172H13ZM30 171V170H29ZM72 171V170H71ZM76 171L77 170H75V173H76ZM110 171V172H109ZM152 171V170H151ZM186 171H188V170H186ZM196 171V172H197ZM200 171V170H199ZM198 171V172H199ZM210 171V170H209ZM244 171V170H243ZM22 172L21 173H19V174H22ZM41 172H39V173H41ZM59 172V173H58ZM86 172V174H84ZM93 172V173H92ZM109 172V173H108ZM144 172V171H143ZM155 172V171H154ZM159 172V171H158ZM161 172V171H160ZM159 172V173H160ZM170 172V171H169ZM168 172V173H169ZM172 172H174L173 170H172ZM176 172V171H175ZM178 172V171H177ZM196 172H195V174H196ZM204 172V171H203ZM214 172V171H213ZM224 173H225V171H223ZM228 172V171H227ZM5 173H3L4 175H5ZM72 173H74L73 171H72ZM104 173V174H105ZM112 173H114L116 176H118V173H120L119 172V170H117V172H112ZM145 173V172H144ZM148 173V172H147ZM146 173V174H147ZM156 173V172H155ZM155 173H154V175H155ZM163 173L165 174V170L163 171ZM163 173H162V175H163ZM194 173V172H193ZM202 173V172H201ZM207 173H209V172H207ZM215 173H216V171H215ZM221 173H222V171H221ZM244 173V172H243ZM247 173V172H246ZM48 175V173H45V175ZM71 174V173H70ZM77 174H78V172H77ZM84 174V175H83ZM134 174H132V175H134ZM145 174V175H146ZM150 174V173H149ZM152 174V173H151ZM170 174V173H169ZM178 174V173H177ZM176 174V175H177ZM182 174V173H181ZM219 174H220V172H219ZM230 175V173H227V175ZM248 174V173H247ZM246 174V175H247ZM250 174V173H249ZM2 174H0V178L3 176H1ZM17 175V174H16ZM15 175V176H16ZM31 175V176H32ZM64 175H66V174H64ZM63 175V176H64ZM78 175H80V173L78 174ZM88 175H86L87 176V178H88ZM106 175V174H105ZM113 175V174H112ZM114 175V176H115ZM132 175H131V178H132ZM161 175V174H160ZM210 175V174H209ZM213 175V174H212ZM222 175H224V174H222ZM225 175H226V173H225ZM226 175V176H227ZM232 175V174H231ZM234 175V174H233ZM237 175V174H236ZM252 175H254V174H252ZM257 175V172H256V174H255V176ZM15 176H14V178H15ZM18 176H20V178H21V176L22 175H18ZM18 176L16 177V178H18ZM80 176V177H81ZM85 176V177H86ZM100 176V175H99ZM115 176V177H116ZM143 176V175H142ZM150 176H152V175H150ZM169 176V175H168ZM178 176V175H177ZM201 176V175H200ZM243 176V175H242ZM4 177V179H5V177L7 178V176H3ZM28 177V176H27ZM30 177V176H29ZM96 177V176H95ZM105 177V176H104ZM108 177V176H107ZM134 177V176H133ZM149 177V176H148ZM153 177H155V176H153ZM158 177H159V174H158ZM171 177H173V176H171ZM185 177V176H184ZM214 177V176H213ZM229 177V176H228ZM13 178V177H12ZM10 179V178H7L8 180H6V181H8L9 182V179H10V184H11V181H12V183L15 181L14 180V178L13 179ZM24 178V179H25ZM38 178V177H37ZM42 178V177H41ZM74 178V177H73ZM100 178H101V176H100ZM124 178V179H125ZM130 178V179H131ZM149 178H151V177H149ZM176 178V177H175ZM189 178V177H188ZM195 178V177H194ZM199 178V177H198ZM197 178V179H198ZM223 178H224V176H223ZM246 178H248V177H246ZM246 178H244V180H246ZM23 179V178H22ZM23 179V180H24ZM65 179V178H64ZM107 179V178H106ZM142 179V178H141ZM147 180H148V178H146ZM158 179V178H157ZM164 179V178H163ZM162 179V180H163ZM166 179V178H165ZM167 179H168V177H167ZM166 179V180H167ZM182 179V178H181ZM229 179L230 178H228L227 180H228V182H230L229 181ZM258 179V178H257ZM2 182H4L5 180H3V178L2 179H0ZM14 180V181H13ZM26 180V179H25ZM105 180V179H104ZM143 180V179H142ZM159 180V179H158ZM157 180V181H158ZM170 180V179H169ZM179 180V179H178ZM207 180H209V178L207 179ZM206 180V181H207ZM211 180V179H210ZM221 179H219V181H220ZM230 180H232V179H230ZM238 180V179H237ZM239 180H241V178L239 179ZM255 180V179H254ZM261 180V179H260ZM1 181H0V183H1ZM21 181V180H20ZM20 181H18L19 183H21ZM81 181H83V180H81ZM113 181V180H112ZM118 181V180H117ZM130 181V180H129ZM146 180L144 179V181H143V183L145 182ZM149 181V180H148ZM154 181H156V180H154ZM154 181H152L151 180V182H154ZM172 181H173V179H172ZM197 181V180H196ZM205 181V182H206ZM219 181H218V185H219ZM264 181V180H263ZM16 182V181H15ZM14 182V183H15ZM15 183L16 185L18 184V186L19 185H21L20 186V188L22 187V189H23V184H19V183ZM25 182V181H24ZM72 182V181H71ZM87 182V181H86ZM104 182V181H103ZM132 182H133V180H132ZM163 182V181H162ZM178 182V181H177ZM176 182V183H177ZM184 181H182V183H183ZM215 182V181H214ZM213 182V180H212V183H214ZM217 182V181H216ZM223 182V181H222ZM261 182V181H260ZM13 183V186L14 187H18V186H15V184ZM108 183H110V182H108ZM129 183V182H128ZM130 183H131V181H130ZM141 183V182H140ZM148 183H150V182H148ZM164 183V182H163ZM167 183V182H166ZM173 183V182H172ZM188 183H190V182H188ZM211 183V184H212ZM225 183V182H224ZM254 183V182H253ZM255 183H256V181H255ZM6 185L8 184L7 182L5 183ZM25 184V183H24ZM62 184V183H61ZM106 184V183H105ZM133 184V183H132ZM150 184H152V183H150ZM155 184V183H154ZM186 184H187V182H186ZM186 184H184L183 183V189H185V186L184 185H186ZM191 184V183H190ZM226 185H227V182L225 183ZM243 184V183H242ZM258 184V183H257ZM256 184V185H257ZM260 184H262V183H260ZM2 185V184H1ZM87 185V184H86ZM129 185V184H128ZM140 185H143V184H140ZM156 185V189H157V184H155ZM160 185H162V184H160ZM166 185V184H165ZM214 186H216L215 184H213ZM221 185V184H220ZM234 185V184H233ZM238 185V184H237ZM237 185H235V187L237 186ZM251 185H252V183H251ZM259 185V184H258ZM81 186V185H80ZM145 186V185H144ZM153 186L154 185H152V189H153ZM173 186V185H172ZM177 186V185H176ZM194 186H195V184H194ZM193 186V187H194ZM197 186V185H196ZM223 186H224V184H223ZM249 186H250V184H249ZM248 186V187H249ZM261 186V185H260ZM49 187V186H48ZM94 187V186H93ZM106 187V186H105ZM158 187H159V185H158ZM164 187V186H163ZM162 187V188H163ZM190 187H192V186H190ZM203 187V186H202ZM212 187V186H211ZM222 187V186H221ZM221 187L219 188V189H221ZM225 187V186H224ZM227 187V186H226ZM225 187V188H226ZM234 187V189H238V188H235ZM257 187V186H256ZM262 187V186H261ZM19 188V187H18ZM50 188V187H49ZM69 188V187H68ZM160 188V187H159ZM157 189L158 191L160 190V191H162L161 190V188L160 189ZM171 188H173V187H171ZM170 188V189H171ZM180 187H178V189H179ZM187 188H189V186H187ZM194 188H197V187H194ZM201 187H198V189H200ZM207 189H210L209 187H206ZM205 188V189H206ZM240 188V187H239ZM243 188V187H242ZM41 189V188H40ZM167 189V188H166ZM169 189V188H168ZM203 189H204V187H203ZM216 189H217V187H216ZM223 189V188H222ZM249 189V188H248ZM251 189H253V188H251ZM50 190V189H49ZM130 190H131V188H130ZM135 190V189H134ZM140 190H142V189H140ZM147 190V189H146ZM154 190H155V188H154ZM164 190V189H163ZM172 190V189H171ZM176 190V189H175ZM182 190V189H181ZM186 190V189H185ZM214 190V188L213 189H211V192ZM227 190H230V189H227ZM232 190V189H231ZM230 190V191H231ZM244 190H245V188H244ZM243 190V191H244ZM247 190V189H246ZM259 190V189H258ZM139 191V190H138ZM166 191V190H165ZM178 191V190H177ZM184 191V190H183ZM198 191V190H197ZM205 191V190H204ZM219 191V190H218ZM48 192V191H47ZM46 192V193H47ZM89 192V191H88ZM124 192V191H123ZM170 192V191H169ZM188 192V191H187ZM209 192V191H208ZM210 192V193H211ZM216 192V191H215ZM241 192V191H240ZM247 192H249V191H247ZM131 193V192H130ZM139 193V192H138ZM144 193H145V191H144ZM148 193H149V191H148ZM151 193H153V190H152V192ZM150 193V194H151ZM174 193V192H173ZM185 193V192H184ZM190 193V192H189ZM200 193V192H199ZM205 193V192H204ZM203 193V194H204ZM213 193V192H212ZM219 193V192H218ZM218 193H216V194H218ZM221 193H223V191H221ZM220 193V194H221ZM227 193H228V191H227ZM242 193V192H241ZM261 193V192H260ZM264 193V192H263ZM154 195H152V197H154L155 196V193H153ZM162 194H164V193H162ZM166 194V193H165ZM177 194H178V192H177ZM187 194V193H186ZM193 194V193H192ZM216 194H214V195H216ZM230 194H232V193H229V195ZM235 194V193H234ZM239 194V193H238ZM249 194V193H248ZM254 194V193H253ZM252 194V195H253ZM256 194V193H255ZM24 195V194H23ZM191 195V194H190ZM214 195H211V196H214ZM243 195V194H242ZM2 196V195H1ZM92 196V195H91ZM110 196V195H109ZM160 196H161V194H160ZM163 196V195H162ZM166 196V195H165ZM188 196V195H187ZM196 196V195H195ZM195 196H193V197H195ZM201 196V195H200ZM206 196H208L209 197V195H207V193H206ZM227 196V198H229V199H231L230 198V196H228V195H226ZM237 196V195H236ZM261 196V195H260ZM147 197V196H146ZM156 197H158L157 195H156ZM168 197V196H167ZM171 197V196H170ZM174 197V196H173ZM175 197H176V195H175ZM208 197H207V199H208ZM222 197V196H221ZM221 197H218V198H221ZM231 197H233V194H232V196ZM239 197V196H238ZM51 198V197H50ZM87 198V197H86ZM109 198V197H108ZM145 198V197H144ZM149 198H150V196H149ZM187 198V197H186ZM197 198H198V196H197ZM256 198V197H255ZM257 198H258V196H257ZM127 199V198H126ZM131 199H133V198H131ZM145 199H147V198H145ZM158 199H160V197L158 198ZM166 199V198H165ZM164 198L162 199V200H165ZM183 199V198H182ZM191 199V198H190ZM204 199V198H203ZM212 199H214V197L212 198ZM221 199H223V198H221ZM233 199V198H232ZM235 199V198H234ZM248 199H250L249 198V196H248ZM253 199V198H252ZM88 200V199H87ZM92 200V199H91ZM108 200V199H107ZM139 200V199H138ZM151 200H153V199H151ZM161 200V199H160ZM161 200V201H162ZM170 200V199H169ZM172 200V199H171ZM205 200V199H204ZM211 200V199H210ZM219 200V199H218ZM256 200V199H255ZM260 200H261V198H260ZM83 201H85V200H83ZM125 201V200H124ZM148 201V200H147ZM154 201V200H153ZM156 201V200H155ZM166 201V200H165ZM165 201H163V202H165ZM188 201V200H187ZM192 201H193V199H192ZM196 201V200H195ZM209 201V200H208ZM214 201H216L215 199H214ZM246 201V200H245ZM254 201V200H253ZM101 202V201H100ZM189 202V201H188ZM204 202V201H203ZM211 202V201H210ZM219 201H217V203H218ZM256 202V201H255ZM39 203V202H38ZM87 203V202H86ZM96 203V202H95ZM127 203H128V201H127ZM139 203V202H138ZM157 203V202H156ZM166 203V202H165ZM171 203H172V201H171ZM179 203V202H178ZM181 203V202H180ZM183 203V202H182ZM199 203H200V201H199ZM206 203H209V202H207V200H206ZM215 203V202H214ZM237 203V202H236ZM238 203H239V201H238ZM252 203V202H251ZM257 203V202H256ZM107 204V203H106ZM133 204V203H132ZM153 204H155V203H153ZM160 204V203H159ZM168 204H169V201H168ZM177 204V202L175 203V205ZM194 204H196V202L194 203ZM210 204V203H209ZM233 204H234V202H233ZM247 204V203H246ZM259 204V203H258ZM264 204V203H263ZM24 205V204H23ZM110 205H111V203H110ZM139 205V204H138ZM165 205V204H164ZM171 205V204H170ZM172 205H174V203L172 204ZM180 205V207L182 208L183 206H181V204H179ZM179 205H178V207H179ZM190 206V203L189 204H187V208ZM205 205V204H204ZM203 205V206H204ZM218 205V204H217ZM225 205V204H224ZM81 206V205H80ZM136 206V205H135ZM146 206V205H145ZM144 206V207H145ZM207 206H208V204H207ZM215 206V205H214ZM220 206V205H219ZM226 206H228V205H226ZM245 206V205H244ZM250 206V205H249ZM121 207V206H120ZM127 207V206H126ZM171 207V206H170ZM177 207V206H176ZM175 207V208H176ZM192 207L194 208V206L192 205ZM200 207V206H199ZM206 207V206H205ZM221 207V206H220ZM225 207V206H224ZM230 207H232L231 205H230ZM242 207V206H241ZM75 208V207H74ZM102 208V207H101ZM122 208V207H121ZM161 208V207H160ZM190 208V207H189ZM203 208V207H202ZM201 207L199 208V210L200 209H202ZM214 208V207H213ZM251 208V207H250ZM71 209V208H70ZM86 209V208H85ZM106 209V208H105ZM120 209V208H119ZM133 209V208H132ZM171 209V208H170ZM204 209V208H203ZM202 209V210H203ZM210 209V208H209ZM208 209V210H209ZM227 209V208H226ZM231 209V208H230ZM249 209V208H248ZM254 209H257V208H254ZM260 209V208H259ZM78 210H79V208H78ZM124 210V209H123ZM144 210V209H143ZM155 210V209H154ZM168 210V209H167ZM176 210V209H175ZM206 210V209H205ZM210 210H212V209H210ZM215 210V209H214ZM214 210H212L213 212H214ZM75 211V210H74ZM116 211H117V209H116ZM151 211H153V209H151ZM158 211H159V209H158ZM204 211V210H203ZM218 211V210H217ZM228 211H231V210H228ZM233 211H234V209H233ZM251 211V210H250ZM254 211H256V210H254ZM258 211V210H257ZM260 212H261V210H259ZM258 211V212H259ZM264 211V210H263ZM95 212V211H94ZM128 212V211H127ZM154 212V211H153ZM152 212V213H153ZM180 212V211H179ZM181 212H182V210H181ZM185 212V211H184ZM187 213H189V211H186ZM185 212V213H186ZM201 212V211H200ZM209 212V211H208ZM211 212V211H210ZM236 212V211H235ZM241 212V211H240ZM248 212V211H247ZM98 213V212H97ZM105 213V212H104ZM116 213V212H115ZM137 213V212H136ZM155 213V212H154ZM173 213V212H172ZM193 213V212H192ZM199 213V212H198ZM222 213V212H221ZM220 213V214H221ZM226 213V212H225ZM227 213H229V212H227ZM253 213V212H252ZM252 213H250V214H252ZM151 214V213H150ZM149 214V215H150ZM164 214V213H163ZM168 214V213H167ZM195 214H197L196 212H195ZM215 214V213H214ZM218 214V213H217ZM247 214V213H246ZM255 213H253V215H254ZM257 214V213H256ZM259 214V213H258ZM100 215V214H99ZM118 215V214H117ZM136 215V214H135ZM159 215V214H158ZM187 215V214H186ZM200 215H202V213L200 214ZM216 215V214H215ZM223 215V214H222ZM237 215V214H236ZM123 216V215H122ZM176 216H179V215H177L176 214ZM175 216V217H176ZM199 216V215H198ZM197 216V217H198ZM208 216V215H207ZM226 216V215H225ZM227 216H229V215H227ZM258 216V215H257ZM257 216H255L256 217V219H258V217ZM259 216H261V215H259ZM264 216V215H263ZM104 217V216H103ZM103 217H101L102 219H104ZM106 217V216H105ZM121 217V216H120ZM170 217V216H169ZM182 217H183V215H182ZM191 217V216H190ZM195 217V216H194ZM202 217H204V215L202 216ZM223 217V216H222ZM221 217V218H222ZM236 218H237V216H235ZM241 217V216H240ZM255 217H254V219H255ZM56 218V217H55ZM89 218V217H88ZM92 218V217H91ZM184 218H185V216H184ZM187 218V217H186ZM191 218H193V217H191ZM196 218V217H195ZM210 218V217H209ZM211 218H212V216H211ZM263 218V217H262ZM54 219V218H53ZM72 219H73V217H72ZM78 219V218H77ZM96 219H97V217H96ZM125 219V218H124ZM135 219V218H134ZM190 219V218H189ZM188 219V220H189ZM199 219V218H198ZM198 219H196L197 221H199ZM230 219V218H229ZM231 219H233V218H231ZM259 219H261L260 217H259ZM258 219V220H259ZM264 219V218H263ZM262 219V220H263ZM79 220V219H78ZM82 220V219H81ZM165 220V219H164ZM211 220V219H210ZM212 220H214V219H212ZM225 220V219H224ZM227 220H228V217H227ZM226 220V221H227ZM238 220V219H237ZM16 221H17V218H16ZM25 221V220H24ZM72 221V220H71ZM70 221V222H71ZM95 221V220H94ZM192 221V220H191ZM194 221V220H193ZM219 221V220H218ZM222 221V220H221ZM226 221H223V222H226ZM230 221V220H229ZM232 221V220H231ZM234 221H236V220H233V223H234ZM245 221V220H244ZM27 222V221H26ZM60 222V221H59ZM83 222V221H82ZM81 222V223H82ZM113 222V221H112ZM185 222H187V221H185ZM209 222V221H208ZM214 222V221H213ZM212 222V223H213ZM243 222V221H242ZM259 222V221H258ZM264 222V221H263ZM28 223V222H27ZM46 223V222H45ZM118 223V222H117ZM120 223V222H119ZM127 223V222H126ZM155 223V222H154ZM192 223V222H191ZM196 223H198V222H196ZM207 223V222H206ZM217 223V222H216ZM219 223H221V222H219ZM219 223H217V224H219ZM228 223V222H227ZM226 223V224H227ZM232 223V222H231ZM238 223H239V221H238ZM241 223V222H240ZM30 224V223H29ZM74 224H75V222H74ZM193 224H194V222H193ZM223 224V223H222ZM246 224V223H245ZM262 224V223H261ZM59 225V224H58ZM65 225V224H64ZM90 225V224H89ZM91 225H93V224H91ZM131 225H132V223H131ZM152 225V224H151ZM162 225H164V224H162ZM191 225V224H190ZM195 225V224H194ZM205 225V224H204ZM221 225V224H220ZM224 225V224H223ZM229 225V224H228ZM234 225V224H233ZM232 225V226H233ZM236 225V224H235ZM234 225V226H235ZM250 225V224H249ZM34 226V225H33ZM38 226V225H37ZM62 226V225H61ZM108 226V225H107ZM111 226V225H110ZM116 226V225H115ZM146 227H147V225H145ZM200 226V225H199ZM209 226V225H208ZM230 226V225H229ZM246 227L248 226L247 224L245 225ZM150 226H148L147 228H149ZM201 227V226H200ZM237 227V226H236ZM239 227H241V226H239ZM246 227H245V230H246ZM32 228V227H31ZM48 228V227H47ZM194 228H195V226H194ZM206 228V227H205ZM211 228V227H210ZM217 228V227H216ZM222 228V227H221ZM225 228V227H224ZM238 228V227H237ZM243 228V227H242ZM253 228V227H252ZM16 229H18V228H16ZM136 229V228H135ZM156 229V228H155ZM201 229V228H200ZM207 229V228H206ZM209 229V228H208ZM217 229H219V228H217ZM234 229V228H233ZM249 229V228H248ZM253 230V229H252ZM97 231V230H96ZM155 231H157V230H155ZM190 231H191V229H190ZM193 231V230H192ZM203 231V230H202ZM211 231V230H210ZM232 231V230H231ZM238 231V230H237ZM248 231V230H247ZM260 231V230H259ZM264 231V230H263ZM62 232V231H61ZM60 232V233H61ZM84 232H85V230H84ZM133 232V231H132ZM198 232V231H197ZM205 232V231H204ZM209 232V231H208ZM207 232V233H208ZM212 232V231H211ZM239 232V231H238ZM88 233V232H87ZM151 233V232H150ZM182 233V232H181ZM214 233V232H213ZM240 233V232H239ZM250 233V232H249ZM263 233V232H262ZM26 234V233H25ZM41 234H43V233H41ZM44 234H46V233H44ZM96 234H98V233H96ZM111 234V233H110ZM133 234V233H132ZM153 234V233H152ZM151 234V235H152ZM159 234V233H158ZM188 234V233H187ZM193 234V233H192ZM210 234H212V233H210ZM22 235V234H21ZM24 235V234H23ZM85 235V234H84ZM107 235H109V234H107ZM115 235V234H114ZM136 235V234H135ZM181 235V234H180ZM250 235H251V233H250ZM29 236V235H28ZM34 235H32V237H33ZM38 236V235H37ZM95 236V235H94ZM97 236V235H96ZM95 236V237H96ZM104 236V235H103ZM145 236V235H144ZM147 236V235H146ZM154 237H155V235H153ZM152 236V237H153ZM206 236V235H205ZM233 236V235H232ZM42 237V236H41ZM72 237V236H71ZM99 237V236H98ZM108 237V236H107ZM130 237V236H129ZM183 237V236H182ZM182 237H180V238H182ZM193 237V236H192ZM191 237V238H192ZM202 237V236H201ZM200 237V239H202ZM209 237V236H208ZM237 237H239V236H237ZM236 237V238H237ZM247 237V236H246ZM246 237H244V238H246ZM20 238V237H19ZM30 238V237H29ZM150 238V237H149ZM149 238H147V240L149 239ZM197 238V237H196ZM233 238V237H232ZM17 239V238H16ZM23 239V238H22ZM80 239V238H79ZM88 239V238H87ZM193 239H195V238H193ZM235 239V238H234ZM34 240V239H33ZM81 240V239H80ZM103 240V239H102ZM244 240V239H243ZM10 241V240H9ZM24 241V240H23ZM35 241V240H34ZM63 241V240H62ZM97 241V240H96ZM110 241H111V239H110ZM137 241V240H136ZM193 241V240H192ZM25 242V241H24ZM103 242V241H102ZM125 242V241H124ZM155 242V241H154ZM158 242V241H157ZM161 242V241H160ZM163 242V241H162ZM200 242V241H199ZM230 242H231V240H230ZM236 242V241H235ZM234 242V243H235ZM12 243V242H11ZM21 243V242H20ZM29 243V242H28ZM32 243H34V242H32ZM67 243H68V241H67ZM123 243V242H122ZM150 243H151V241H150ZM159 243V242H158ZM165 243V242H164ZM208 243H210V242H208ZM238 243V242H237ZM106 244V243H105ZM133 244V243H132ZM161 244V243H160ZM159 244V245H160ZM166 244V243H165ZM164 244V245H165ZM194 244H195V242H194ZM193 244V245H194ZM38 245V244H37ZM69 245V244H68ZM113 245V244H112ZM118 245H120V244H118ZM155 245H156V243H155ZM189 245V244H188ZM241 245V244H240ZM23 246V245H22ZM31 246V245H30ZM126 246V245H125ZM138 246V245H137ZM147 246V245H146ZM152 246V245H151ZM163 246V245H162ZM161 246V247H162ZM170 246V245H169ZM200 246V245H199ZM209 246V245H208ZM67 247V246H66ZM124 247V246H123ZM133 247V246H132ZM143 247V246H142ZM166 247V246H165ZM193 247V246H192ZM145 248V247H144ZM157 248V247H156ZM167 248H168V246H167ZM166 248V249H167ZM176 248V247H175ZM201 248V247H200ZM12 249H13V247H12ZM60 249V248H59ZM66 249V248H65ZM212 249V248H211ZM11 250V249H10ZM15 250V249H14ZM18 250V249H17ZM67 250V249H66ZM103 250V249H102ZM123 250H125V248L123 249ZM139 250V249H138ZM171 250V249H170ZM22 251V250H21ZM21 251H20V253H21ZM97 251V250H96ZM120 251H121V248H120ZM143 251V250H142ZM9 252V251H8ZM90 252V251H89ZM92 252V251H91ZM91 252H90V254H91ZM100 252V251H99ZM108 252V251H107ZM165 252V254H167L166 253V251H164ZM195 252V251H194ZM3 252H1V254H2ZM20 253H18V254H20ZM29 253V252H28ZM112 253V252H111ZM125 253V252H124ZM161 253V252H160ZM37 254V253H36ZM93 254V253H92ZM92 254H91V256H92ZM96 254V253H95ZM115 254V253H114ZM114 254H112V255H114ZM139 254H141V253H139ZM143 254H145V252L143 253ZM14 255V254H13ZM111 255V256H112ZM129 255H131V254H129ZM146 255V254H145ZM148 255V254H147ZM164 255V254H163ZM6 256V255H5ZM12 256V255H11ZM21 256V255H20ZM19 256V257H20ZM28 256V255H27ZM30 256H32V255H30ZM35 256V255H34ZM100 256V255H99ZM105 256V255H104ZM115 256V255H114ZM18 257V256H17ZM24 257V256H23ZM33 257V256H32ZM107 257V256H106ZM109 257V256H108ZM135 257V256H134ZM146 257V256H145ZM149 257V256H148ZM152 257V256H151ZM1 258V257H0ZM12 259H14L13 257H12ZM106 259V258H105ZM122 259V258H121ZM2 260V259H1ZM21 260V259H20ZM116 260V259H115ZM132 260V259H131ZM146 260V259H145ZM149 260V259H148ZM160 260V259H159ZM166 260V259H165ZM208 260V259H207ZM222 260V259H221ZM109 261V260H108ZM117 261V260H116ZM218 261V260H217ZM2 262V261H1ZM16 262V261H15ZM119 262V261H118ZM117 262V263H118ZM128 262V261H127ZM144 262V261H143ZM151 262V261H150ZM156 262V261H155ZM9 263V262H8ZM7 263V264H8ZM13 263V262H12ZM27 263V262H26ZM166 263V262H165ZM168 263V262H167ZM4 264V263H3ZM28 264V263H27ZM33 264V263H32ZM122 264V263H121ZM136 264H138V263H136ZM157 264H159V262H157ZM217 264V263H216Z\"/></svg>","mask_w":264,"mask_h":264},{"label":"snow or ice","instance_id":"6c2138e0","mask_svg":"<svg viewBox=\"0 0 264 264\" xmlns=\"http://www.w3.org/2000/svg\"><path fill=\"white\" fill-rule=\"evenodd\" d=\"M133 119L131 110L113 113L83 107L62 113L54 120H41L33 124L31 138L23 143V150L41 154L53 143L71 146L73 142L82 146L94 144L104 147L109 139L115 138L117 127Z\"/></svg>","mask_w":264,"mask_h":264}]
</instances>
